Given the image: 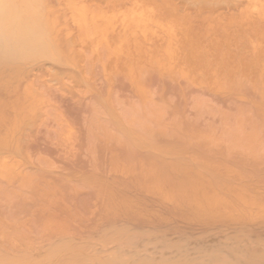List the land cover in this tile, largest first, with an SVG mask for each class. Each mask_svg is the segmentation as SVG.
<instances>
[{"label": "rangeland", "instance_id": "1", "mask_svg": "<svg viewBox=\"0 0 264 264\" xmlns=\"http://www.w3.org/2000/svg\"><path fill=\"white\" fill-rule=\"evenodd\" d=\"M52 2H54V0H52ZM194 4H196L197 7ZM68 5H69V11H68V15L66 18L67 19L66 26L63 28L61 27L59 29H55L52 32L50 31V34L48 33L49 34L48 36H46L45 33L42 32L41 30H39L37 35H38V38L42 41L40 43L41 45L36 46L35 49L32 50V52L30 51V52L25 53L20 61H12V62H18V63L11 64L10 62V64L4 65L3 70L4 69L5 70L3 71V73H1V76L3 75L5 76L3 77V79H1V76H0V160H1V157L2 159H4L5 158L4 156H7L4 159V162H1V165H0V168L3 167V169L0 171L1 172L0 175H3V176H0V193H1L0 207H2L1 211L2 209L3 211H5V212L2 211L3 214H0V228L3 227L4 229L3 231L2 230L0 231V235H3V234L5 235L6 233H4V231L7 232L8 229L7 230L5 229L10 228L9 226H11L12 228V225H7V224L9 223L14 224L9 221H6L8 215L10 216L8 217L9 219L13 218V220H10L12 222L18 219V222L14 225V229L13 228L12 229L15 231V228L19 229V227H21L22 225L21 227V229L23 228L22 231L25 230L24 234L22 232V234L25 235L23 238L26 239V236L28 235L27 236L28 237L27 239H29L28 241H30L31 239L32 242L31 241L30 242L33 244L32 245L30 243L33 247L30 249L28 248V251H26L27 253L25 254V256H27L30 253L32 256H36L35 258L38 259V257L40 258L43 254H45L44 256L47 258V261H45L46 260L45 258L44 259L42 258V259L46 263L49 260H52L53 264L60 261L61 260L60 257L66 256L65 254L66 250L69 251L73 249L74 250V251L72 250L73 252L81 254L79 252H81L83 247L84 248L86 247V249H83L84 251L82 250L83 253L87 255L90 252L93 258L96 257V259L94 258L96 260L95 261L96 264H99L98 262H101L102 259H105L107 255L108 256L112 255L109 258L115 259V256L120 254L121 256H119V258L116 256L117 258L115 259L119 261L121 257H124L126 254L129 253L128 252L129 250L130 251L134 250L133 253L130 252V254H128V255H131V254H134V252L139 248L143 250L142 251L137 250V252H135V255L137 254L140 257L144 255L145 253L150 254V256L152 257L151 258L149 257V258L152 260V262L153 261L156 262L157 258L160 259L161 257L159 258V256H163V257L168 256L167 259H170V257L174 258L176 255H178L176 251H178L179 253L181 251L180 248L181 249L183 248V246L181 247L180 244L182 242L183 243L186 242L184 238V235L186 234H187L186 237H188L187 239L190 238V240H187V242H189L190 244L187 243L188 245H186V248H188L187 246H190V245L195 248L193 249V251H191L192 247L190 249H185L188 252L186 251L187 252L186 253L182 251V255H185L186 253L189 257L191 255H192L191 257H193L195 255L194 254V251H195L196 254L199 255L198 256L199 258L197 257V255H196L197 258L196 257L194 259L190 258L194 261L198 259L200 260L201 259L200 255L202 257L204 253L211 252V251H206L207 250L206 249L205 252L203 253L206 247L207 248L210 247V249L212 248L214 249L217 247L218 250L224 247L226 249L225 251L229 252L228 251L229 249H227V248H230L228 246L229 243L227 244L228 247L226 246L227 248L225 246H222L223 244H221L222 239L226 238L225 236L232 237V238L234 236H237L239 241H236L237 240L236 239L235 242L236 243L239 242V244H241L242 240L246 242L250 240V242H247V243L243 242L244 245L250 243L249 245H247L249 246V248L246 249V251L249 250L250 248L252 250H255V249L257 250L264 243V206H263L264 205V171H262V169L264 168L263 167L264 165H262V167L260 166V168H262L261 170H259L260 168L258 170H253V169L251 170L250 168H252V165H250L249 164L250 161H248V163L245 162L246 164H248L247 166L245 163H243L246 167H242V169L243 168L246 169L248 167V169L250 170L244 169L243 171H241L242 169L240 170L236 166H233V168L236 167L237 169L234 168V170H232L233 171L232 174L231 172L225 174L223 170L220 171V169H222L224 166L227 165V159H224L225 155L223 154L225 153H222L221 155L220 152L224 151L228 146L231 147L232 144H235L236 142L235 146L234 145L232 146L233 151L230 150L228 147V149L232 153L229 155V152H228L226 156H231L233 154L235 155L236 153L234 151L236 150L234 149L238 148V145L239 147L243 148L242 151L245 149V153H246L247 150L249 152L248 148L253 147V143H250V142H254V141L257 143L260 142V144H258L256 148L255 146L253 147L255 148V151L251 149L253 150V152L251 151L249 152L250 156L252 154H255V155L257 154V156L259 154L261 155V153H263V150H264V132H263L264 131L263 130L264 129V118H263L264 116V0H68ZM226 7H230V8H226ZM58 19H59L58 15L53 17L54 21ZM169 103L171 105L173 104L174 106L170 107ZM157 105L158 107H156ZM212 105L214 107L216 106L217 109H215L216 107L215 108L212 107ZM160 106L161 107L166 106V107L164 109V107L160 108ZM167 106L169 107L167 108ZM238 106L241 107L243 110L244 109L245 110L242 111L240 109L241 111L240 110L238 111L237 109L239 108L235 109ZM210 108L214 110L210 111ZM221 110L222 112H220ZM248 116L251 118V122L252 120L254 121L257 118L258 121H255V123H258V124H255V123L250 124L249 123L250 120L247 121L246 119ZM259 117L263 119H259ZM174 121L177 122V125L175 124ZM254 124L255 126H258V128H256L258 129V132L255 131L256 129L253 127ZM179 125L182 129L179 127ZM100 126H103L102 127L103 133L100 130L101 129ZM191 127L193 130L195 129L196 132L190 130V132L192 131L191 134L190 132L189 134H187L188 132L186 133V131L188 129H191ZM250 127L253 130L255 129L254 130L255 132H253V130H250ZM260 128H262L263 130L262 132L260 131L261 130ZM146 129H148L149 131L151 129L157 130V131L155 132L156 134H154V132L151 133L152 135L154 134L153 136H151V134L150 136H148L152 130L148 132V130ZM145 131L148 133H146ZM91 132L94 135H92ZM90 134H91V137H90ZM100 134L103 135L105 138H103V136H101ZM89 138H92V139L89 140ZM93 138H95L94 140H97L96 143H98V145H96V148L99 147V145H101L100 143H102V141L105 143V144L103 143L105 147H102L103 145H101L99 148L101 147L102 148L100 150L99 148L96 150L95 146H93V144H95V141H92L93 147H91V140H93ZM247 141H249L250 145L252 144L251 147L250 145H248V147H245L246 145L243 146V144H241L242 142H244L245 144V142ZM128 142L131 144L129 145L131 146L132 150L129 149L130 146L128 145ZM196 142L198 143V145L200 144V142H201V145H203L204 143V145L201 148L207 145L205 146V148L209 147L211 150H214L213 153H215L216 151L215 156L213 153H211V155L209 154V157L207 158L212 159V161H213V158H218L219 160L214 159L215 160L214 164L211 163L212 164L211 165L210 162L208 164L210 166H215L216 168L220 167V169H218L217 172L213 171V173L216 172V174H219L220 176L224 175L222 178L225 177L224 179H228V180L223 179V181H228L229 185H225L226 183L222 184L223 182L221 183V181L218 183H214L215 175L214 176L210 175L211 177H214L212 178V180L211 178L208 179L209 177L206 178L207 175H209L210 173V171L208 173L209 167L204 168V170L206 169L205 172H207L205 174L203 173L204 170L201 169L202 173L199 170L200 175H203V177L202 176L199 177V174L194 175L195 172H198V171H195L196 165H194L192 169V172L194 171L193 173L194 176L191 175L192 166H190L189 164V167H190L189 169V167H187V165H184V164H188L187 162H190V160L192 164V162H194V160H196L197 158H198L197 159L198 161L200 160V157H201L200 153L202 154V150L199 153L198 151L200 150L198 149V147L200 148L201 145L199 146L197 145L198 147L196 148ZM237 142H239L241 145L238 144ZM178 143L179 144L183 143V144H181L180 146ZM184 143L186 144V146H188L187 143L189 144L195 143L193 146H195V148L198 151L191 144H190L191 150L187 148V150L189 151H186V146ZM226 143L227 145L228 144L229 145L226 146ZM230 143L232 144L230 145ZM261 143H263V145ZM110 144L112 146H110ZM174 144L176 147L173 146L174 148L172 149V145ZM126 145L129 146V148H127ZM182 145L185 146V148L182 147ZM259 146L261 148L263 147L261 150L262 151L261 153H259L260 150L258 151ZM179 147L182 148L181 150L183 152L179 150L180 149ZM223 148L225 149L223 150ZM39 149H43V152L48 151L46 152L47 157L44 156L45 153L40 154L39 160H37L36 158L38 157L37 155L39 153L36 154V152H42V150L38 151ZM228 149H226V151ZM178 150L181 153H183L182 161H185L186 163L184 162V164L182 163L181 165H184V166H179V164L176 162V161H179L181 157L176 161L169 162L170 160H174L177 157H179L181 153H179ZM96 151H98V153ZM160 151L162 152L167 151L166 153L164 152L166 155L164 153H160ZM191 151L193 152L190 153ZM239 151L241 153H244L241 151V149L238 150V152ZM93 152L96 153L95 155L93 154L95 157L92 155ZM151 152L152 154H154L153 157H150L151 155L148 156V154H151ZM157 153L163 154V156L162 155L161 156L165 160L162 159V161L160 162H161V165H162V162L165 163L164 165L166 166L164 165L162 166L167 167V168H164L158 164V161L161 160L162 157L159 156V160L156 159L158 157ZM207 153H209V149ZM249 153L247 156H249ZM90 154L92 155V157ZM193 154H196V155H193ZM110 155L111 157L113 156V158H111ZM125 155L126 156L128 155L126 160H131V161L134 160V164L129 163L131 161H129L128 162L129 164H128L127 161L123 159L125 158ZM204 155L202 156L204 157ZM194 156L196 157L199 156V157L196 158ZM219 156L224 157V158L222 157L221 158L226 160L225 161L226 165L224 166L222 165V162L224 163V160H222ZM192 157H194L195 159H193ZM203 157H201V159H203ZM235 157L239 158L240 156L238 155ZM235 157L233 156V158ZM253 157H254V160L253 159H249V160H252V162L257 161L255 160L257 157L256 156H253ZM48 158L52 159L53 160L52 163H54L53 165H50V166L57 167V169L48 168L47 171L50 170L49 172L45 170L49 174V177H51L50 178L51 181L54 178H56L58 175H60L59 173H61L62 169L64 172L63 165L67 167V165L70 166L71 164L75 163V165L70 166V167L74 166V168H71L72 171H74L73 169H78L79 174H82V175L85 174L83 178L77 176L80 178V179H77L78 184H80L79 186H81V188L79 189H82L83 186L86 185L88 188H90L89 193L91 192V190H92V193H94L93 191L97 192L96 189L99 188L98 186L99 184L96 186L97 188L93 187L92 189V187L89 186L88 184L89 183L88 181H90V179L87 181L86 180L87 177L85 178L86 174L91 176L90 171L87 172V169L90 168L88 167V165L91 163L90 169H94L91 171L94 174L92 175V177H90L92 181V182L90 181L91 185H94V186L96 185L95 182H93L92 178L99 179L97 181H101V182H102V179H104V181H106L105 186L107 184L110 185L109 187L104 186V188H102L103 187L102 183L98 182V183H101V186H102L100 187L101 190L99 189V191H102V189L104 191V193L99 192L102 194V195L100 194L101 195V198H99L100 200L102 199V196H104L107 192H111V194L109 193V195L112 198H109V199L115 200L116 196L114 198V195L118 196V192L119 194L122 193L120 192L121 190H123L126 193L128 192L129 194L131 190L133 189L132 193L136 192V194H138V197L139 198L141 197V199L139 200L143 199L144 202H146L145 200H147V198H149V196L152 195L153 191H154L153 193L154 195L156 191H160L161 193V190H163V188L161 187L170 181L172 182L170 183V185L173 184V182L174 184L175 183L177 184L179 182L178 183L179 185L180 184L184 185L185 183L186 185L185 187L190 185V187H187V189L191 188V190L189 189L184 190L185 187L182 186L184 187V188H181V190L183 189L185 192L184 196H186V194L190 196L189 194L190 191L195 189L193 190V192H191L192 197L198 196L199 195L198 193H200V196H202L201 193L203 194L205 193L206 196L204 197H208V198H205V200H207V203L209 202V200L212 199L213 201L216 198L218 202H219V198L223 199L225 202L221 203L223 205H217L219 209L217 208L213 212L209 210V208L213 210L215 209V208L210 207L211 205H209V208H207V210L209 211H207L206 208H204L205 211L202 210L204 211L203 212L204 215L202 214L201 211H199V209L201 208L199 209L196 208V213H198L199 211L201 213V214L199 213V215L203 216L201 219L200 216L197 215L199 216V219H201V221L199 220L197 221L196 218H192L191 214H187V212L190 211L191 209L188 210L187 209L188 206L186 208L184 206L185 204H183V208H185V210L186 209L188 210L186 211V214L184 213L185 211L183 212L184 209L182 208V205H179V208L181 206L180 209L181 210L183 209L182 211L178 209L177 211L173 210L172 212L169 208L171 204L168 203L170 205L169 207L165 206L168 204H163V203L161 204V201L163 202L164 200L162 196L163 197L165 196L164 195L165 189L162 192V194L163 193L164 194L160 196V198L157 197L160 195L159 193H156L155 197L154 195L150 196L152 198H149L148 200L149 203L148 201H147L148 204L145 203V205L147 206L145 205L143 206L144 203L139 204L140 206L136 204L140 208L144 207L143 209H145L146 207L149 208L146 210L147 212L148 210L150 211V209L152 208L151 206H154V205L155 207H157L161 204L163 207L164 206L166 207V208H161L162 206H159L160 209L159 207L152 208L153 209L152 212H154L153 213L154 216H156V214L160 212V211H154L156 209L158 210L165 209V211L170 210L174 215L176 214L175 216L173 215L174 220L177 218V215H179L181 212L184 213L183 215H189V217L188 216L184 217L181 213L178 217H181V219L184 218L183 220L185 222L183 220H180V218L179 219L177 218L175 221L176 223H178L177 224L178 226H176V224H173L174 226H176L175 228L173 227V230L175 229L174 231L181 229L183 233L186 232L185 234L181 235L179 234L180 232L178 231L179 233L172 232L175 235L177 234V236H175L174 234L170 235L171 231L168 230L169 235H170L169 237L171 239H172V236L173 238L174 236L176 237L175 240L172 239L173 241L172 240L170 241V244L171 243L173 244V242H176L178 236L179 238L181 237L179 239L180 240L179 242H181L184 238V241H182L181 243L178 242L179 243L178 245L180 246V248H175L176 251L174 252L175 250L174 249L172 251L173 254L171 252V248L173 249L174 247H176V245L175 246L171 245V247H168L170 246L169 240L164 239V242H163L157 238L156 241H154L155 240L154 235H150L149 236L150 238L148 236H145L144 238V235H143L142 239H138L136 236L135 237L136 240L135 239L132 240L133 237L129 238V236H126V237L123 236L124 232L127 229L130 231H135V232L140 230L143 233L146 232L147 234V231L144 232L143 229H145L147 226H148L147 229H150V226L147 224L149 223V219L150 221L153 222L151 225H153L154 223L157 226L159 224L162 225V223L163 225L167 224V222H164L165 220L159 221L160 223H158V221L154 219V216H152L153 214L151 216L153 217L155 221L151 220L152 217H147L146 214L150 216L151 211L149 213L146 212V214L144 213L145 215H143L142 217L136 214L134 215V217H137L140 221H142V219H145L144 223L147 225L144 228H143V226H145L144 223L142 224V226H135L134 224H136V222L132 223L134 222L133 221L134 219L129 220L133 216V215L131 216L132 213L131 214L128 213L129 216H131L128 219L125 218L124 214L122 213L124 218H122V216L120 217L122 218V221H125V222H121V220H119L120 218H118L120 223H117L116 225L120 224V226H123L125 223L129 225V228L126 227L127 225L125 226L126 228L124 227L125 231L123 230V233L122 231H120L123 234L122 235L123 239L116 238L117 235L118 237H120V234H121L117 232L118 234L114 236V238L116 239L112 238V240L110 239L111 241H109V239L105 237V240H104L105 244H103L104 241L103 240L101 241V239H104L103 237L104 235L110 236L111 233H108L107 231L110 232L111 231L110 229L113 226L111 224H110L111 226L108 225V227L110 228L109 229L107 226H105L104 222H103L104 224L102 223L100 218L102 217L101 214L103 213L104 214L103 217L107 218L108 216L107 220L109 218H113V221L115 219V223H116L117 221L116 216L114 218V215H112V213L105 215V212L106 213L111 212L112 206L109 207L108 206L109 203L108 204L105 203L104 205L107 204L106 206H108L110 209H108V207L107 209H104L106 206L105 207L104 205L101 206L99 204H102V203H99L98 204L99 208H97L98 207L97 202H99V199L96 198L98 199L97 201L95 199V196L100 197L96 195L99 193H96L94 196L92 195V193L88 194L89 200L87 198L83 199V197H85V193L83 194L84 196L81 195L82 200L81 198H78L76 196L78 198L76 203H78L81 200L78 205H82V203L85 204L82 201L87 199V202L91 203L89 205H92L94 207L92 208V206H90L93 209V211H96L98 209V211H96V214H100L101 212L100 213H97V212L102 211L101 207H104L102 208L103 211L100 214L101 216L99 217L97 215L98 221H100L104 225V226L103 225L101 226L99 225L100 222L96 223L98 222L96 220L97 216L95 213H93L92 210L89 209L91 216L87 212L88 208L87 209L85 208L87 211L84 212L85 211L84 207L86 206L80 208L81 210H83V213L82 211H79L78 213L75 212L76 211L75 208L79 206L76 207L77 204H75L74 206V203H75L74 201L76 199L74 195H73L75 197V198L73 197L74 201H71L73 203H70V202L67 203L65 201L66 199L70 200L69 196L70 197L72 196L68 195L66 198L67 193L65 192L66 195L65 193H62L63 191L61 189L62 187L61 188L58 187L59 185L58 183L60 182L59 181L60 176L63 174H61L58 178L57 189L54 188L56 186L55 183L57 180H54L53 182H51L50 179L48 180L46 179L47 181L40 180V182L38 183L37 182L33 183V181L31 180L38 181L40 177L46 178L45 177L46 175L44 174L46 173L44 171V168H46L47 165L50 164L48 163L49 161ZM247 158H250V157H247ZM6 159L7 160L11 159L12 161L14 160V163L12 164L14 166L15 165L17 166H15L16 168L13 166L12 167L14 168L16 173L18 170H22V171L20 173L18 172L17 174L15 173V171L14 172L12 171L11 173L13 175L10 174V171L6 170L5 167L7 166L8 169L12 167H10V165L9 166L2 165L4 163L6 164V162L7 164H9L8 161H11V160L7 161ZM122 159L123 161H121ZM220 159L222 160V162H220L221 161ZM263 159L261 160L259 158L258 163L259 161L260 163L264 162ZM94 160H96L97 162L96 161H95L96 163L93 162ZM115 160L118 161L117 164L115 163L116 162ZM197 160L195 162H197ZM54 161H57V162H54ZM124 161H126L127 165ZM217 161L220 162V165H219V162ZM232 161L234 162L235 160L233 159ZM63 162L67 165H65ZM112 162H114L116 165L114 164L112 165ZM167 162H168V165L166 164ZM202 162H206V161H202ZM240 162L239 164L238 163H234V164L232 163V164L233 165L238 164L237 166L241 167L242 165L240 164L242 162L241 163ZM118 163L122 165H118ZM230 163L229 165H232ZM258 163L255 164L253 162V164L255 165H257ZM98 164H100V166ZM199 165L198 167L201 168L202 164L199 163ZM203 165L208 166L207 163ZM255 165L253 166L254 168L259 167V165L258 167H256ZM126 166H127V169H126ZM128 166L130 168H128ZM185 166H186V169H188V172L186 170H185L186 172L182 171L183 167ZM221 166L223 167L221 168ZM84 167L87 168L86 173H85V170L83 169ZM168 167L170 168V173H169ZM215 167L213 170H216ZM107 168L109 170H107ZM68 169L66 168L65 171L69 172L67 171ZM122 169L123 170L125 169L124 172L122 171ZM38 170H40V172ZM42 170L44 173L41 172ZM78 170H75V173L78 172ZM127 170H129V172ZM196 170H197V167H196ZM235 170H238V171L236 172ZM24 171H27V173L28 171H30L31 173L38 171L39 173L37 174L41 173L42 176L37 175V174L34 175V173L28 175L29 173L26 174V172ZM93 171H95V173ZM96 171H98L97 173L100 174L99 176L102 177V179L96 176L98 175L96 174ZM108 171H111V173L110 172L108 173ZM142 171H145L146 173ZM3 172L6 174L5 175L2 174ZM66 172L64 173L66 174ZM125 172L126 174H123ZM166 172L167 174H165ZM220 172L222 174H220ZM225 172H227V170H225ZM234 172L235 174H233ZM21 173L24 174V177ZM130 173L132 177L129 175ZM135 173H138L136 178L134 177L136 175ZM139 173L140 175L142 174V177L144 179L139 178L140 177L138 176ZM7 174L8 176H12L10 177V180L8 176H6ZM19 174L22 176H20ZM73 174L71 172L70 175L74 176L75 174L74 175ZM117 174L118 176L116 177H118V179H115L116 177L113 178V175L115 176ZM133 174L135 175L133 176ZM164 174L166 175V177L163 176L164 178H166L165 180H163L162 177H161L162 178L161 180L157 179L158 177L160 178V176ZM230 174L233 176H230ZM119 175H120V178H119ZM126 175H128L127 180L129 182L131 180H134L132 179L133 177L135 178V180H139V179L141 180L139 181L134 180V182L131 181L132 182L131 184L130 183L127 184L128 186L129 185L131 186L127 187L126 185L127 181L123 180V177L124 176L126 177ZM75 176L73 178H75ZM144 176H147V177L145 178ZM167 176L169 177L167 178ZM258 176H262V178L259 179L260 177L258 178ZM15 177H18V178H15ZM21 177L25 179H22ZM30 177L31 178L33 177L35 179L30 180L29 179ZM137 177L139 179H137ZM26 178L29 180H27L28 182L25 181L26 182L25 183L24 180H26ZM111 178H113L112 180L113 181L115 180V181L113 182L112 180H110ZM219 178L221 177L218 176L217 180ZM69 179L67 178L66 180L64 179L62 180L65 183V181ZM72 180L70 181L73 182ZM79 180L81 181L83 180L82 181L83 183H81V181L79 182ZM84 180L86 181L84 182ZM154 180H157V181L160 180V181L157 182ZM19 181L21 182L23 181L24 183V184L21 183V187L17 186L20 183ZM41 181L45 182L44 184L46 185V187L48 186V183L50 186L51 184L54 183L52 188H54L55 191H52L54 189H51L49 187L47 188L48 190L52 191L53 194L51 192L49 193L48 190H45L43 188L45 185L43 184V182L41 183ZM109 181L113 183V184L111 183L113 185L112 187ZM71 182H68V183H70L71 185ZM117 182L123 183L124 186L123 184H122V187L121 185L120 187L117 186L118 192L117 194L113 195L114 192L112 191L113 190L112 188H116L114 186ZM155 182H157L156 183L157 185L160 183L159 185L160 186L162 185V186L161 187L158 186L156 188L157 185L155 184ZM162 182L164 183L161 184ZM74 183L75 181L72 184ZM76 183L75 185L77 186L78 184ZM139 184L140 186L143 185L144 187L142 186V189H141ZM154 184L156 185L155 188H154ZM178 184L176 187L179 186ZM34 185L35 186L37 185V186L35 187ZM39 185L41 186L43 185L42 192H39L41 193V195L43 194V197L42 196L39 197L38 196L39 194L36 195L35 191L32 193L33 187L37 188ZM67 186L69 185L66 184V187L64 186L63 188H66V190L71 189V187L67 188ZM167 186L165 185L164 188H167ZM174 187L172 188V190L177 189L176 187L175 188ZM88 188H85V189L88 190ZM138 188H140L141 190ZM147 188L148 189L150 188V189L148 190ZM169 188H171V186L168 187V190ZM12 189L13 190L16 189L15 191L17 193H20V196L16 197L19 194L16 195V193L13 194V192L11 194L8 193ZM29 189H32V190L30 191ZM38 189L39 187L36 190L38 191ZM59 189H61L62 191L61 190L59 191ZM181 190L180 191L178 190V191L182 193ZM56 191L61 192V193H58L57 195L55 194L54 196V192ZM75 191H78V190H75ZM116 191L117 190L115 189V193ZM187 191H189V193H187ZM71 192L73 193V191ZM168 192H170V190ZM170 193L173 194L175 192L172 191ZM26 194L31 195V197L35 199V201L37 202L40 201L41 203H43L42 205L45 206L44 208L40 209L42 206L40 204V207H37L40 210L37 208H34L31 210V211L33 210L35 211L37 209L38 212L39 211L41 212V210H43L42 212L43 217L41 216L43 218V222L41 221L42 219L39 218L42 213L39 212L40 215L39 213L37 214V210L35 213L39 216L35 217L33 216L35 215L34 212H31L32 215L30 214V212L29 214L25 213L27 211H30L29 209H27V206H26L27 210H23V209L21 210L20 208H15L16 210L13 209L14 202L15 204H18V206L20 205L19 207H22V206L25 207V205H28L27 203L25 204V202L27 201L32 203L31 200L33 199L28 198ZM50 194H52L51 198L53 200L49 198ZM61 194L65 196L63 197ZM80 194H82V192ZM80 194L78 193L79 197H80ZM134 194L132 195L134 196ZM136 194L134 197L131 195L130 196L133 198H136ZM168 194L169 193H167L166 195ZM183 194L184 193H182V195ZM7 195H9V198L13 196L11 200H9L13 202V204H10L11 202L5 199V198H8ZM21 195L26 196L28 198L27 201H23L25 199H21ZM47 195H48V199H47ZM106 195L104 196V198L106 197ZM120 195L124 196L123 193ZM121 196L120 197L118 196L119 199H122ZM191 196L190 197L187 196V197L191 198ZM142 197H145V198H142ZM173 197L170 200H174ZM18 198H20L19 201H17ZM60 198H62L60 200L61 202L64 200L61 204L62 206L64 204H67L63 206L64 209H67L66 211L63 209V207H61L60 201L56 202ZM104 198L102 200L103 202L105 200ZM154 198H158L156 199L158 201L155 202L156 204L158 203V205L152 202L155 200ZM182 198L184 197L182 196ZM188 198L185 197L184 200L187 199V201H183V202L185 203L188 202V200H190ZM198 198L200 197L198 196ZM243 198L245 201L244 203L242 202ZM251 198H253L254 201L247 202L249 200L250 201L253 200ZM109 199H107L106 197L105 202H108ZM129 200L130 199L128 198V201ZM139 200L135 201V203L143 202V201L139 202ZM181 200L180 202H182ZM198 200H201V199H198ZM205 200H202V201H205ZM190 201L188 203L192 202ZM231 201L234 203L232 206L230 205ZM118 202L119 201H115L114 203L115 204L122 203V202L121 203H118ZM151 202L153 203V205L151 204ZM177 202L178 201L175 202L176 205H178ZM215 202L216 201H214V203ZM170 203H173V201H171ZM194 203L192 204V206L197 204V202L195 204ZM55 204H58V205H55ZM71 204L73 205L71 206ZM110 204L112 205V202H110ZM201 204L204 205L202 207L208 206L203 203ZM201 204L199 205V207L201 206ZM9 205H13L12 211H9L11 210V207ZM116 205H113L112 208H115ZM122 205H124V203ZM122 205H119V206L123 208L124 206ZM136 205H134V207ZM149 205L151 208L149 207ZM186 205L191 206L190 204H186ZM70 206L74 208H72V210L68 209V208H71ZM15 207L17 206L15 205ZM29 207L31 206H28V208ZM167 207L169 209H167ZM173 207L171 209H173ZM49 208H53V209L49 210ZM135 208H138V207H135ZM58 209L59 210L61 209V211L63 212L61 211L58 212L59 211ZM13 210L16 212L13 213L14 212ZM179 210L181 212H179ZM217 210H219L220 214L226 211V213L228 212L227 214L229 216L225 214V218H222L224 217V215H221V218L216 217L217 214L215 212H217ZM91 211L93 214L91 213ZM117 211H119V209ZM165 211H163V213H165ZM193 211H195V209ZM206 211L208 213L209 212L213 213V215L216 217L215 221L211 218H208L209 216L208 217L205 216ZM229 211L230 212L232 211V212L229 214ZM6 212L8 214L7 216L6 214H4ZM46 212H49V213H46ZM50 212L51 213L54 212L53 214H51L52 217L49 215ZM67 212H69L68 215L70 214V216L67 215ZM80 212L81 214H79ZM116 212L115 214L117 215V213L119 212L117 213ZM124 212L126 213L125 208H124ZM171 212H170V215H172ZM175 212H179V213H175ZM219 212L217 213L219 214ZM44 213H46V215ZM59 213H61V215ZM71 213L72 214L75 213V214L71 215ZM163 213L162 215H164ZM12 214L16 216L11 218V216H13ZM57 214H59V217H60L59 219H61V221L64 216L66 218L68 216L70 217V219L72 218V220L75 219V217L76 219L79 217L78 220H80V218H83V217H84V220L86 218L87 219L86 221H83V220H82L83 222L81 221L83 225L82 223H80V221H77V220H74V221L70 220L74 225H72L71 223L67 225L65 223L70 222L68 218V221L67 219L66 220L64 219L65 222H64V225H62L63 223H61V221L59 222L58 221L59 219H56ZM55 215L56 217H54ZM88 215L92 218H90ZM109 215H112V217L111 216L109 217ZM31 216L34 217L35 219L39 218L40 219L39 222L40 221L42 222V223L40 222L42 224L41 226L42 228L41 227L39 228L41 224L37 223L38 222L37 220H36L37 222L35 221L37 223L36 224L37 226H35V228L39 229L38 234L36 233L37 234L36 238L38 239H35V241L34 239H32V237L35 238V236H32V235H33V232L37 231V229L36 231H33V227H34L33 222L35 219L34 218L32 219ZM46 216H48L47 220H49V218L51 217L53 221L50 220L48 222L47 220H44L45 219L44 217ZM167 216L168 215L166 216L164 215V217H166L165 218L166 220L168 219L170 221H174V220H171V216L170 217L168 216L169 218ZM210 217L213 218L212 215ZM190 218H192L193 220H189ZM93 219L95 222L92 221ZM101 219L104 220L105 218L104 219L101 218ZM4 220L7 223H4L3 222ZM127 220H129V222ZM44 221L45 222L47 221L48 223H52L55 221H56L55 223L59 222L60 224L58 223L56 225L62 226L60 228L61 230L62 228L65 229L66 225H67V230H70L69 231L70 233L67 230L66 231L68 235L67 237L70 240V243H72V245L66 246V248L69 247L67 249L65 248L66 250L58 251L57 253L59 255L58 258H56L54 255L56 253L54 254L47 253L50 250L48 248L50 246H53L54 248H56L58 247L60 243L61 245L65 247V245H69V242L68 244L67 243L62 244V242L66 238V236L64 238L63 237L64 235H63L62 236L63 240L59 242V244H56L55 241L58 242V240L62 238L61 235H59L60 239H58L59 236L57 234H60V233L56 231L55 232L57 234L54 233L55 235L52 236L53 235L52 232L54 230H57V229H54L56 225L54 226V225L48 224V226L50 227L47 230V229H44L45 228L44 227L45 225H43L45 224ZM113 221H110V222L113 223ZM140 221H138L137 224ZM170 221L168 222V224H170ZM77 223H80L84 228L80 226V224H77ZM90 223L91 224L96 223L100 227L97 228L98 230L96 231L95 227H92V229L89 228V226L91 225ZM5 224L7 225V227ZM17 224H20V225L17 227ZM96 224H93V225L97 226ZM155 224L152 227H154ZM78 225L82 229H80ZM160 225L158 227H160L159 229L161 231H157L155 229L154 230L155 233L156 232L162 233L163 231L167 230L170 227L169 225L168 226H165V225L160 226ZM75 226H77V228H75ZM86 226L88 228H86ZM114 227L116 226L114 225ZM117 227H119V225ZM52 229L53 231L51 232ZM75 229H77V231L79 230V233L82 232V230L84 232H87V230L89 231V229H91L89 231L90 233L88 232V234L90 235L92 233L94 234H92L91 235L92 237H89V238L88 236L86 237L87 234L84 235L88 239V243H84L85 237L83 236L81 237V235L77 231L76 232L74 231ZM99 229L101 230V233L99 232L100 231ZM103 229L107 230L106 232L108 234H105L106 232L105 233L103 232L104 233L103 234L102 233ZM43 230L44 231L47 230L51 232L52 234L46 233L44 235V233L42 232L43 234V237H42L41 231ZM168 231L167 233L164 232L165 234H167L166 236H168ZM8 232H11L10 229L8 230ZM19 232H16L15 234ZM151 232H152L151 234L154 233L153 231ZM13 233L10 234L13 237L8 235L9 238L7 237V234L5 236H0L2 237L0 238V254L5 253L2 251L5 248V246L3 248V245L8 246V244H3V243H6L8 241L10 243L13 240H9V239L15 238L16 236H17L16 238L17 240H18V236L21 239L22 237V236L20 237L21 234L14 236ZM76 233H78L79 235H77ZM129 233L133 234L132 232H129ZM61 234H64V233L61 232ZM99 234L103 235V236L101 235L102 238L100 239H99L100 236H98ZM148 234H150V232H148ZM46 235H47V240L45 237ZM48 235L49 237L50 235L52 236L51 239L49 240H48ZM151 236H153L152 239L154 238L153 241L151 239ZM198 236H200V241H197ZM202 236H204L206 239ZM4 237L8 238V240L6 241ZM53 237L55 239L54 241L52 239ZM56 237H57V240H56ZM195 237L197 240L194 243ZM126 238L131 239L132 242L131 240L127 242L128 240ZM202 238L206 240L204 241L203 244L201 243L203 242ZM215 238L218 241L219 240L221 241L218 242L216 241ZM240 238L242 239L241 241H240ZM255 238L258 239V241L260 240L263 243L261 245L259 243L258 245V243L255 241L256 240ZM1 239H4L6 242L5 241L2 242ZM20 239L19 241L22 240ZM106 239L108 240V243L106 242ZM227 239L228 238L224 239V241H226L225 243H227V241L232 242L231 238H229L228 240ZM99 240H100V243H99ZM121 240H124L126 243L122 245L121 243H119V241L123 243V241ZM22 241H24V239ZM28 241L26 242L24 241V242L28 243ZM67 241L68 240L66 238L65 242ZM90 241L92 243H90ZM133 241H137L135 242L136 243L135 246H134L135 243H133ZM253 241H255L257 244L254 243ZM24 242L23 243L18 242V245H20V247L22 246L23 248L25 244ZM117 242L120 244L122 248H120ZM152 242H154V244ZM166 242H168V244H166ZM196 242L197 243L200 242V244L204 245L205 247L200 248L202 245L198 246ZM79 243H81L82 245H80ZM128 243L131 247L133 245L134 248H136V250L128 246L130 249L129 250L127 249L128 250L127 252H124L125 250L122 251V249H124L123 247H127ZM183 243L182 245H184ZM215 243L220 244L222 247L219 245L220 246V249H219V246L217 244H216L217 246L216 245L214 246ZM74 244L77 245L76 248H71V247H74L73 246ZM84 244H87V245L85 246ZM137 244L138 246H141V247H137ZM232 244L234 243L232 242ZM251 244L252 245L256 244L259 247L257 246L258 248H255V246L254 245L252 246ZM18 245L16 247H18ZM78 245L79 247L81 246L83 247L79 249L77 248ZM154 245H156L155 248H154ZM157 245L159 247H157ZM209 245H212L214 247L209 246ZM87 246H89L90 248H88ZM16 247L13 249L12 247H10L12 250H9L10 248L7 247L8 249L4 250L7 253L8 252L10 253V254L9 253L5 254L7 258L9 257L8 255H10L12 256L10 257V259H12L14 255H17L18 253L20 255L22 254L23 251H25L24 248L22 249L18 247L19 249L18 248L16 249ZM167 247L170 248V250H168ZM164 248L166 249L162 250ZM184 248L182 250H184ZM237 248L240 249L241 246L239 247L237 245H234V248H231V251H233L231 253H234V251ZM244 248H247V247L243 246L242 250H244ZM263 248L264 246L262 248H259L256 251V253L258 251L259 252L257 253V255H255V258L252 256L250 257L256 259L257 258L256 256H259V254H262V257H263L264 256ZM45 249H47V252ZM75 249H77V251H75ZM85 250L89 252L86 251L87 252L86 253ZM252 250H250L251 252L250 251L248 252H250L251 254L254 252ZM12 251L14 252L12 253ZM197 251L200 252V254H198ZM225 251L221 250L217 252L224 253ZM238 251L240 252V250ZM238 251H236L235 253H237ZM213 252L211 255H213ZM248 252L244 253V255H242V252H240L239 257L240 255L245 256V254H248ZM188 253H193L194 255L193 254L189 255ZM57 254L56 256H58ZM146 254L145 256L148 258ZM228 254L229 253H227V257L232 258L234 260L233 254L231 255V257H230V254L229 255ZM84 255L81 254L80 256L82 257ZM91 255H89L88 257H92ZM113 255H115L114 258H113ZM135 255H133V257ZM218 255H215V259L213 260L212 259L213 257L209 256V253H208V255L206 256H208L209 258L206 257L205 260L208 259L207 261L208 264H211L213 262L215 264L216 261L217 263H219L218 262L219 260H216L217 259L216 256L218 257ZM23 256L24 255H22L20 258L22 259ZM188 256L185 255L184 258L189 259ZM179 257L183 259V256L180 255ZM203 257H205V254L203 255ZM210 257L213 260V262L211 260L209 261ZM262 257L261 259H258V260L252 259V261L250 262L248 259H251V258L246 259V257L245 258L243 257L246 260L242 258L244 261L243 263L241 262V264H244V262H246L245 264H264V257L263 258ZM32 258L31 260H28L27 258L29 263L30 261L34 262L35 260L36 262H38L37 259H35L34 257ZM53 258L55 259V261L56 259L58 260L56 262H53ZM127 258L125 262L129 260L130 258H132V256L131 257L129 256L128 259ZM85 259H86L85 262L88 264L87 262L88 260L86 256H85ZM92 259L91 261H93ZM97 259H100V261H97ZM134 259L136 260L137 258H132L133 261L132 260H129V261L134 262L135 261ZM141 259H145L144 256ZM232 259L231 261H233ZM222 260L223 258L220 261ZM226 260L224 261L226 262ZM20 261L22 262L23 260H20ZM42 261H41V264H44L42 263ZM122 261L123 260L120 259V262ZM147 261L150 262L149 260ZM201 261L203 262V260ZM228 261L226 262V264L228 263ZM237 261L240 262V260H237ZM9 262L11 261L9 260ZM24 262H27V261L24 260ZM14 263H19V262L15 261L14 259ZM52 263L49 261V263L47 264H52ZM104 264H107V263L105 262ZM228 264H230V262Z\"/></svg>", "mask_w": 264, "mask_h": 264}, {"label": "bare ground", "instance_id": "2", "mask_svg": "<svg viewBox=\"0 0 264 264\" xmlns=\"http://www.w3.org/2000/svg\"><path fill=\"white\" fill-rule=\"evenodd\" d=\"M194 5H196V4H194ZM196 7H197V5H196ZM196 7H195V8H196ZM198 8H199V7H198ZM226 8H230V7H226ZM197 10H198V9H197ZM68 11H69L68 0H54V2H52V0H0V76H1V73H3V71L5 70V69L3 70L4 65L10 64V62H11V64H13V63H18V62H12V61H20L21 58L23 57V55H24L25 53L30 52V51L32 52V50H34L36 46L41 45L40 43H41L42 41L38 38V35H37V33H38L39 30H41L42 32L45 33L46 36H48V35L50 34V31L52 32V31L55 30V29H59V28H61V27H62V28L65 27L66 24H67V22H66L67 19H66V18H67V15H68ZM57 15H58L59 19L56 20V21H54V20H53V17H54V16H57ZM48 33H49V34H48ZM47 38H48V37H47ZM4 73H5V72H4ZM2 75H3V74H2ZM4 76H5V75L1 76V79H3ZM161 96H162V95H161ZM163 105H164V104H163ZM169 105H170V107H173V106H174L173 104L171 105L170 103H169ZM156 107H158V105H157ZM162 107H164V106H162ZM162 107L160 106V108H162ZM165 107H166V106H165ZM165 107H164V109H165ZM168 107H169V106H167V108H168ZM209 107H210V106H209ZM212 107H214V106L212 105ZM212 107H211V108H212ZM215 107H216V106H215ZM215 107H214V108H215ZM211 108H210V111H211V110L213 111L214 109H211ZM237 108H239V109H237ZM215 109H217V107H216ZM219 109H220V108H219ZM235 109H237L238 111H239L240 109H241L242 111L245 110V109L243 110V109H242L241 107H239V106L236 107ZM156 110H158V109H156ZM241 110H240V111H241ZM216 111H218V110H216ZM58 112H59V111H58ZM156 112H157V111H156ZM220 112H222V110H221ZM61 113H62V112H61ZM223 113H225V112H223ZM262 113H263V112H262ZM263 118H264V116H263ZM263 118L259 117V119H263ZM246 119H247V121L250 120V121H249L250 124L255 123V121H258V119L256 118L254 121L252 120V122H251V118H250L249 116H248ZM174 122H175V124L177 125V122H176V121H174ZM180 123H181V122H180ZM259 123H260V122H259ZM261 123H262V121H261ZM261 123H260V124H261ZM255 124H258V123H255ZM255 124L253 125V127L256 129V128H258V126H255ZM250 126H252V125H250ZM102 127H103V126H100V128H101V129H100L101 132L103 131V130H102ZM179 127H180V125H179ZM180 128H181V127H180ZM181 129H182V128H181ZM181 129H180V130H181ZM222 129H223V128H222ZM227 129H228V128H227ZM244 129H245V128H244ZM246 129H247V128H246ZM255 129H254V130H255ZM260 129H261V130H260L261 132L264 130V129L262 130V128H260ZM146 130H148V129H146ZM151 130H152V131H151ZM151 130H150L151 132L148 130V132H150L148 136H150V134L153 133V132H154V134H156L155 132H156L157 130H153V129H151ZM188 130H189V131H188ZM188 130L186 131V133L188 132L187 134H189L190 130L196 132V130H195V129L193 130L192 127H191V129H188ZM223 130H224V129H223ZM250 130H253V129L250 127ZM254 130H253V132H255V131L258 132V129H256L255 131H254ZM143 131H144V130H143ZM159 131H160V130H159ZM192 131H191V132H192ZM101 132H100V133H101ZM145 132H146V131H145ZM148 132H146V133H148ZM191 132H190V134H191ZM263 132H264V131H263ZM98 133H99V132H98ZM102 133H103V132H102ZM146 133H145V134H146ZM91 134L94 135L92 132H91ZM91 134H90V137H91ZM154 134H153V135H154ZM100 135H101V134H100ZM153 135L151 134V136H153ZM88 136H89V135H88ZM101 136H103V135H101ZM87 138H88V137H87ZM95 138H96V137H95ZM95 138H93V140H91V147L95 146V148H96V145H98V143H96L97 140H94ZM103 138H105V137L103 136ZM90 139H92V138H89V140H90ZM92 141H95V144H93V146H92V143H93ZM101 141H102V140H101ZM249 141H250V140H249ZM249 141L245 142V144H244V142H242L241 144H243V146L246 145L245 147H248V145H250V144H249ZM153 142H154V141H153ZM153 142H152V143H153ZM254 142H255V141H254ZM254 142H250V143H253V147L255 146V148H256V147L258 146V144H260V142H259V143L255 142L256 145H255ZM103 143H104V142L102 141V143H100V144L103 145ZM237 143L240 144L239 142H237ZM246 143H248V144H246ZM104 144H105V143H104ZM129 144H130V143L128 142V145H129ZM175 144H176V143H175ZM175 144L172 145V149H173L174 147H176ZM178 144H179V143H178ZM178 144H177V145H178ZM181 144H183V143H181ZM181 144H179V145L181 146ZM184 144H185V143H184ZM187 144H188L189 147L186 146V144H185V146H186V151H189V150H191V147H190V146H191V145L193 146L195 143H193V144L190 143L191 145H190L189 143H187ZM205 144H206V143H205ZM231 144H232V143H230V145H231ZM235 144H236V142H235ZM235 144H232V146H233V145L235 146ZM238 144H237V145H238ZM241 144H240V145H241ZM261 144L263 145V143H261ZM101 145H99V147H100ZM130 145H131V144H130ZM130 145H129V146H130ZM179 145H178V146H179ZM197 145H198V143L196 142V148H197L199 145H201V142H200V144H199L198 146H197ZM203 145H204V143H203ZM203 145H201L200 148H201ZM228 145H229V144H228ZM228 145H227V143H226V146H228ZM262 145H260V146H262ZM110 146H112V145L110 144ZM126 146H127V145H126ZM129 146H127V148H129ZM169 146H170V145H169ZM173 146H174V147H173ZM178 146H177V147H178ZM185 146L182 145V147H184V148H185ZM205 146H207V145H205ZM205 146L203 147L204 149H203V148L200 149V148L198 147V149H199L200 151H198V150L195 148V146H193V147H194L199 153H200L201 150H202V154L200 153L201 157H203L202 155H204L205 152H206V154L204 155L203 159H201V157H200V160H199L200 162L197 160V159H198L197 157L200 156V155H199V156H197V157L194 156V157L197 158V159H196L197 162H195L196 160H194V162H192V164H191V160H190V162H187L188 164H184L185 161H182V160H183V158H182V156H183L182 154H183V153H181V152H183V151L181 150V149H182L181 147H179V148H180L179 150H180L181 152L178 150V152L181 153L180 155H179V153H178L179 157H177V158L174 159V160H170L169 162L176 161V160H178V159L181 157V158H180L181 162H180V160H179V161H176V162L179 164V166L187 165V167H189V164H190V166H192V167H191V175L194 176V175H198V174H199V177H201V176L203 177V175H200L199 172L201 171V173H202V170H204V168H208V167H209V169H208V173H209V171H210V173H209V175L206 174V175H207L206 178L209 177L208 179L211 178V180H212V178L215 177L216 180L214 179V181H215L214 183H218V182L221 181V183L223 182L222 184H225V183H226L225 185H229V184H228V181H223V179H224L225 177H224V178H222V177H223L224 175H223V176H222V175L220 176L219 174H216L217 170L220 169V167H217V168H216L215 166H210V165L208 164L209 162H210V164H211V163L214 164L215 160H217L218 158H213V161H212V159H208L207 157H209V154L211 155V153H213L214 150H211L209 147H208V148H207V147L205 148ZM232 146H231V147L228 146L230 150L233 149ZM243 146H242V147H243ZM251 146H252V144L250 145V147H251ZM260 146H259V147H260ZM99 147H97L96 150H97ZM102 147H105V146L103 145ZM102 147H101V148H102ZM228 147H227L226 149H228ZM245 147H244V148H245ZM253 147H252V148H248V149H249V152H250V151L253 152V150L255 151V148H253ZM259 147H258V151L260 150L259 153H261V152H262L261 150H262L263 147H262V148L260 147V149H259ZM101 148H99V150H100ZM169 148H170V147H169ZM187 148H189V150H187ZM111 149H112V148H111ZM129 149H131V146H130ZM177 149H178V148H177ZM177 149H175V150H177ZM205 149H206V150H205ZM208 149H209V153H207ZM224 149H225V148H223V150H224ZM226 149H225L224 151L220 152L221 155H222V153H225V154H223V155H225V158H224L223 156H219L220 158L222 157V158H224V159H227V165H226V162H225L226 160H224V159L221 158L222 160H224V163H225V164H224V163L222 162V160L220 159V160H221L220 162H222V165H223V166L226 165V166H224V167L221 166V168H222V167H223V168L220 169V171L223 170V172H224L225 174H227V173H229V172H231V174H232V172H233L232 170H234V168H236V167H237L238 169L241 170L242 167H246V166L248 165V164L245 163V162L248 163V161H250L249 164L252 165V168H250L251 170H252V169H253V170H258V169L260 168V166L262 167V165H264V162H262L263 164L260 163V161H259V163H258V159L260 158V159L262 160L263 157H264V155H263L264 150H263V153H261L262 156L258 153V154H259V155H258L259 158H258L257 154L255 155V154H252V153H251L253 156H256V157H257V158L255 159V160H257V161H253L255 164L258 163L257 165H255V164H253L252 160H249V159H253V160H254V157H253L252 155H251L252 157L250 156V153L248 152V150H247V152L249 153V156H247L248 153H247V152H246L247 154L245 153V149L242 151L243 148L239 147V145H238V148L234 149V150H236V151H234L236 154H235V155H234V154L231 155L232 157H231V156H226L228 152H229V155L232 153L229 149H228L229 151H228V150L226 151ZM240 149H241V151L244 152V153H241L240 151H239V152H240V153H239L238 150H240ZM251 149H253V150H251ZM41 150H42V152H36V154L39 153V154L37 155L38 157L36 158L37 160H39V156H40V154H44V153H45L44 156H46V154H47L46 152H48V151H44V152H43V149H39L38 151H41ZM131 150H132V149H131ZM165 150H166V149H165ZM203 150H204L205 152H204ZM197 151H196V153H197ZM232 151H233V150H232ZM256 151H257V150H256ZM258 151H257V152H258ZM96 152L98 153V151H96ZM158 152H159V151H158ZM164 152H165V151H163V152L160 151V153H164ZM166 152H167V151H166ZM166 152H165V153H166ZM192 152H193V151H191L190 153H192ZM257 152H255V153H257ZM99 153H100V152H99ZM110 153H111V151H110ZM160 153H157L158 157H157V158L154 157V158H156V159L159 160V156H160V157L163 156V154H160ZM165 153H164V154H165ZM93 154L95 155L96 153L93 152L92 155H93ZM112 154H113V153H112ZM213 154H214V156H215V155H216V151H215V153H213ZM213 154H212V155H213ZM237 154L241 157V158L239 157L240 159H239L238 157H235V156H238ZM242 154H243V155H242ZM244 154H245V155H244ZM90 155H91V154H90ZM92 155H91V157H92ZM94 155H93V156H94ZM149 155H151L150 157H153V156H154V154H152V152H151V154H148V156H149ZM157 155H156V156H157ZM161 155H162V156H161ZM165 155H166V154H165ZM193 155H196V154H193ZM193 155H192V156H193ZM197 155H198V153H197ZM206 155H208V156H206ZM127 156H128V155H127ZM127 156L125 155V158H123V159L126 160ZM205 156H206V158H207L208 161L206 160ZM233 156H234L236 159L238 158L242 163H241L238 159L236 160L235 158H233ZM242 156H243V157H242ZM4 157L6 158L7 156H4ZM46 157H47V156H46ZM94 157H95V156H94ZM110 157H111V155H110ZM194 157H192V158L195 159ZM230 157L233 158L235 161L233 162V161H232L233 159H231ZM247 157H250V158H247ZM261 157H262V158H261ZM5 158H4V159H5ZM111 158H113V156H112ZM204 158H205V159H204ZM242 158H243V159H242ZM4 159H2V157H1L0 165H1V162H4ZM123 159H122L121 161H123ZM162 159L165 160V159L162 157L161 160L158 161V164H159V165H161V162H160V161H162ZM214 159H215V160H214ZM230 159H231V160H230ZM247 159H248V160H247ZM6 160H7V159H6ZM6 160H5V162H6ZM8 160H11V159H8ZM8 160H7V161H8ZM40 160H41V159H40ZM48 160L51 161V162L48 161V163H50V164L47 165L46 168H44V171H45V170L47 171L48 168H49V169H52V168H56V169H57V167H55V166H54V167L50 166V165H53V164H54V163H52L53 160H52V159H49V158H48ZM67 160H68V159H67ZM67 160H66V161H67ZM112 160H114V159H112ZM117 160H118V159H117ZM218 160H219V159H218ZM245 160H246V161H245ZM263 160H264V159H263ZM64 161H65V159H64ZM95 161H96V160H94L93 162H95ZM115 161H116V160H115ZM121 161H119V162H121ZM126 161H127V163H128V162L131 161V160H126ZM126 161H124V162L126 163ZM202 161H206V162H202ZM229 161H230L231 163H230ZM236 161H238V162H236ZM243 161H244V162H243ZM54 162H57V161H54ZM90 162H91V161H90ZM93 162H92V163H93ZM96 162H97V161H96ZM96 162H95V163H96ZM117 162H118V161H116L115 163L117 164ZM159 162H160V163H159ZM164 162H165V161H164ZM198 162L202 164L201 168L198 167V165H199ZM217 162H219V161H217ZM220 162H219V165H220ZM228 162H229L230 164H232V163H233V164H234V163H238V164H239V162H240V163H241L240 165H242V166H241V167H240V166L238 167V166H237L238 164H236V165H233V164H232V165H229ZM8 163H9V164H7V162H6V164L4 163V164H2V165H5V166H6V165H8V166L10 165V167H12V166L15 167V166H17V165L14 166V165L12 164V163H14V160H13V161H12V160H11V161H8ZM63 163H64V162H63ZM73 163H74V162H73ZM115 163L112 162V165H113V164L116 165ZM127 163H126V165H127ZM129 163L134 164V160H132V161L129 162ZM129 163H128V164H129ZM182 163H183L184 165H181ZM185 163H186V162H185ZM193 163H194V164H193ZM195 163H196V164H195ZM197 163H198V164H197ZM205 163H207L208 166L203 165V164H205ZM243 163H245L246 166H245ZM11 164H12V165H11ZM55 164H56V163H55ZM64 164H65V163H64ZM132 164H131V165H132ZM164 164H165V163L162 162V165H164ZM166 164L168 165V162H167ZM65 165H67V164H65ZM72 165H75V163H74V164H71L70 166H72ZM96 165H97V164H96ZM98 165L100 166V164H98ZM118 165H122V164H119V163H118ZM162 165H161V166H162ZM194 165H196V167H197V170H196V167H195V171H198V172H195V173H194V171L192 172V169H193V166H194ZM211 165H212V164H211ZM254 165H255L256 167H258V165H259V167H258V168H254V167H253ZM5 166H4V167H5ZM48 166H50L51 168L48 167ZM60 166H61V165H60ZM68 166H69V165H67V167L63 165V167H64V172H66V171H65L66 168H67V169L69 168V169L67 170V171H69V172H66L67 175L63 172V169H62L61 173H59V174H60V175L63 174V175H61V176L58 175V176H57L56 178H54L52 181H51V179H50L51 177H49V174L47 173V172H49L50 170L47 171V172L45 171L46 173H44L43 170L41 171V172H43V173L46 175V176L44 175L46 178L42 177V178H44V179H42V178L40 177V176H42L41 173H40V174H37V173L40 172V170H38L39 172H38V171H35V172H32V173H31L30 171H28L29 174L27 173V171H24V172H26V174H28V175L33 174V173H34V175H35V174L40 175V176H39L40 178H39V177H38L39 179L37 178L38 181H37V180H36V181H35V180H31V179H35V178H33V177H32V178H31V177L29 178L31 181H33V183H36V182L38 183V182H40V180H43V181H44V180H46V179H47V180L50 179L51 182H53L54 180H57L56 183H55L56 186L54 185V186H55L54 188L57 189V185L59 184L60 186L58 185V187H60V188L62 187L61 189L63 190V191H62L61 189H59V191L61 190L62 193H65V192H66V193H67V195H66V193H65L66 198H67L68 195H71V196H72V197L69 196V199H70V200H68V199L65 200L67 203H68V202L73 203V202H71V201H74V198H75L76 196H77L78 198H81V197H82L81 195H83L84 193H85V197H83V199L87 198V199L89 200V198H88V197H89L88 194L92 193V190H91V192L89 193V189H90V188H88L85 184H84L85 186H83V188H82L83 190H82V189H79V188H81V186H79L80 184H78V182H77V179H80L79 177L83 178L85 174H84V175L79 174V170H78V169H73L74 171H72L71 168H74V166H73V167H70V166L68 167ZM124 166H125V164H124ZM164 166H166V165H164ZM164 166H162V167H164ZM199 166H200V165H199ZM203 166H205V167H203ZM227 166H229V167L232 166V167H230V169H229V167H227ZM233 166H236V167L233 168ZM13 167H12V168H9V169H10V170H9L8 167L6 166L5 169L8 170V171H10V174H12L11 172H12V171H13V172L15 171ZM63 167H62V168H63ZM76 167H77V166H76ZM88 167L91 168V163L88 165ZM116 167H117V166H116ZM118 167H119V166H118ZM122 167H123V166H122ZM210 167H211V169H210ZM214 167H215L216 170H213ZM225 167H226V169H225ZM249 167H250V166H249ZM263 167H264V166H263ZM15 168H16V167H15ZM17 168H18V167H17ZM90 168H88V169H87L86 167L83 168V169L85 170V173H86V169H87V172L90 171V173H91V176L88 175V174H86L85 178L87 177V179H86L87 181H88L89 179H90V181H91V178H90V177H92V175H94V174L91 172V171L94 170V169H90ZM120 168H121V167H120ZM124 168H125V167H124ZM128 168H130V167L128 166ZM164 168H167V167H164ZM168 168H169V167H168ZM181 168H182V167H181ZM227 168L229 169V171H228ZM231 168H233V169H231ZM237 168H236V169H237ZM2 169H3V167L0 168V171H1ZM11 169H12V170H11ZM70 169H71V170H70ZM104 169H106V168H104ZM126 169H127V166H126ZM189 169H190V167H189ZM201 169H202V170H201ZM244 169H245V168H243L241 171H243ZM246 169H248V167H247ZM246 169H245V170H246ZM250 169H248V170H250ZM261 169H262V168H260L259 170H261ZM16 170H17V169H16ZM75 170H78V172L75 173ZM107 170H109V169L107 168ZM124 170H125V169H124ZM124 170L122 169L123 172H124ZM129 170H130V169H129ZM129 170H127V171L129 172ZM167 170H168V169H167ZM181 170H182V169H181ZM185 170L188 172V169H186V166L183 167V170H182V171H183V172H186ZM199 170H200V171H199ZM225 170H227V172H225ZM240 170H239V171H240ZM21 171H22V170H18L17 173H18V172L20 173ZM205 171H206V169L203 171L204 174L207 173V172H205ZM211 171H212V173H213V171H216V172L212 174ZM235 171L237 172L238 170H235ZM262 171H264V168L262 169ZM62 172H63V173H62ZM71 172H72V174L74 173V174L76 175V176H75V175L73 174V175L75 176V178H73L74 176L70 175ZM93 172L95 173V171H93ZM97 172H98V171H96V174H98V175H96V176H97V177H100V176H99L100 174L97 173ZM99 172H100V171H99ZM109 172L111 173V171H108V173H109ZM128 172H127V174H128ZM130 172H131V171H130ZM140 172H141V171H140ZM142 172H145V171H142ZM189 172H190V171H189ZM15 173H16V171H15ZM17 173H16V174H17ZM69 173H70V174H69ZM131 173H132V172H131ZM131 173H130L129 175L132 177ZM133 173H134V172H133ZM145 173H146V172H145ZM169 173H170V168H169ZM169 173H168V174H169ZM193 173H194V175H193ZM196 173H197V174H196ZM224 173H223V174H224ZM0 174H1V172H0ZM2 174L5 175L6 173L3 172ZM21 174H22V173H21ZM68 174H69V175H68ZM77 174H78V175H77ZM123 174H126V172L123 173ZM123 174H122V175H123ZM135 174H136V175H135ZM135 174H133V176L135 175L134 177L136 178V176H137L138 173H135ZM165 174H167V172H166ZM165 174L162 175V176H160V178L158 177L157 179H160V180H161V179L163 178V180H165V179H166V178H164V177H166ZM188 174H190V173H188ZM220 174H222V173L220 172ZM231 174H230V176H233V175H231ZM233 174H235V172H234ZM12 175H13V174H12ZM19 175H20V174H19ZM22 175H23V177H24V174H22ZM22 175H20V176H22ZM64 175H66V176H64ZM81 175H82V176H81ZM87 175H88L89 177H88ZM143 175H144V174H143ZM169 175H170V174H169ZM210 175H212V176L215 175V176H214V177H211ZM0 176H3V175H0ZM6 176H8V174H7ZM59 176H60V179H61V180H62V179L66 180L67 178H68V179L70 178V179L67 180V181H65V183L63 182V180L61 181V180L59 179V181L62 182V183L59 182V183L57 184ZM62 176H64V177H62ZM67 176H68V177H67ZM69 176H70V177H69ZM77 176H79V177H77ZM116 176H118V174L115 175V176L113 175V178L116 177ZM127 176H128V175H126V177H127ZM138 176H140L139 178H141V179L143 178V177H142V174L140 175V173H139ZM147 176H149V175H147ZM147 176H144V177L146 178ZM163 176H164V177H163ZM218 176L221 177V178L218 179L219 181L217 180ZM230 176H228V177H230ZM10 177H12V176H8L9 180H10ZM18 177H19V176H18ZM18 177H15V178H18ZM23 177H21V178H22V179H25V178H23ZM66 177H67V178H66ZM93 177H94V176H93ZM97 177H95V178H97ZM110 177H111V175H110ZM124 177H125V176H124ZM124 177H123V180L127 181L126 185L129 184V183L131 184V183L134 182V180H135V178L133 177L132 179H134V180H131L132 182H131V181L129 182V181L127 180L128 177H127V178L125 177L126 179H125ZM151 177H152V176H151ZM161 177H162V178H161ZM168 177H169V176H167V178H168ZM195 177H196V176H195ZM197 177H198V176H197ZM204 177H205V176H204ZM216 177H217V178H216ZM259 177H260V178H259ZM5 178H6V177H5ZM13 178H14V177H13ZM21 178H20V179H21ZM65 178H66V179H65ZM71 178H72L73 180H72ZM113 178H111L110 180H112ZM119 178H120V175H119ZM129 178H130V177H129ZM139 178L137 177V179H139ZM258 178L261 179L262 176H258ZM6 179H7V178H6ZM6 179H5V180H6ZM29 179L26 178V180H24V182L27 181V180H29ZM100 179H102V177H100ZM115 179H118V177H116ZM141 179H139V180H141ZM143 179H144V178H143ZM155 179H156V178H155ZM47 180H46V181H47ZM70 180H72L73 182L75 181V183L77 182L76 184H78V185H77L78 187L75 185V183L72 184L73 182H71ZM86 180H84V182H85ZM92 180H93V182H95V184H96L95 186H94V185H91V182H92V181H91V182L88 181L89 183L87 182V183L89 184V186L92 187V189H93V187H94V188H97L96 186L99 184V185H98L99 188L96 189L97 192L93 191L94 193H92V195L94 196L96 193H99V192L104 193L103 189H102L103 192H102V191H99V189L101 190V188H100V187H102V186H101V183H102V185H103L102 188H104V186H105V184H106V183H105L106 181H104V179H102V182H101V181H97V180H99V179H94V178H92ZM95 180L97 181V183H96ZM129 180H130V179H129ZM139 180H135V181H139ZM160 180H159V181H160ZM163 180H162V181H163ZM211 180H210V181H211ZM224 180H228V179H224ZM43 181H41V183H42ZM80 181H81V180H79V182H80ZM82 181H83V180H82ZM82 181H81V183H83ZM112 181H113V180H112ZM114 181H115V180H114ZM114 181H113V182H114ZM125 181H123V182H125ZM154 181H157V180H154ZM159 181H157V182H159ZM168 181H169V180H168ZM19 182H20V183H19ZM19 182H18L19 184H18L17 186L21 187V183H22V184H24V183H23V181H22V182L19 181ZM27 182H28V181H27ZM51 182H50V184H51ZM68 182H71V185H70V183H68ZM98 182H101V183H98ZM103 182H104V183H103ZM157 182H155V184H156ZM211 182H212V181H211ZM25 183H26V182H25ZM33 183H32V184H33ZM44 183H45V182H43V184H44ZM63 183H64V185H63ZM87 183H86V184H87ZM109 183L111 184L112 182L109 181ZM119 183H121V182H119ZM119 183L117 182V183H116L117 185L115 184L114 187H116V188H112V189H113L112 191L114 192L113 195H114V194H117V192H118V187H120V185H121V187H122V184H123V183H121V184H119ZM135 183H136V182H135ZM153 183H154V182H153ZM163 183H164V182H162L161 184H163ZM168 183H169V185H168ZM170 183H172V182L169 181V182H167V184H164L163 186L161 185L162 187L159 185L160 183H159L158 185L156 184L157 186L154 184V188H155V186H156V188H157L158 186H160L161 188H163V190H161V193H160V191H156V192H155V195L153 194V193H154V191H153L152 195H154V197H155V196H156V193H159L160 195L157 194V195H159V196H157V197L160 198V196H162V195L165 193V194H164L165 196H164V197L162 196V198H164V200L161 198V199L163 200V202H162L160 199H159V200L161 201V204H162V203H163V204H168V203L171 204V206H170L169 204H168V205H165V206H168V207L170 206L169 208H170V210H171L172 212H173V210H174V211H175V210L177 211L178 209H180L181 206H180V208H179V205H182V208H183V204H185L184 206H185L186 208H187V206H188L187 209H188V210L191 209L192 211H191V210L188 211L187 209L185 210V208H183V209H184V210L182 209L183 212L185 211L184 213L186 214V211H188L187 214H191L192 218H196L197 221H198V220L201 221V219H202V217H203V216H200V215H199V213H200L199 211H201L202 214L204 215V213H203V212L205 211L204 208H206V210H207V208H209V205H211L210 207L215 208V209L213 210V209L209 208V210H211V211L213 212V211H215V210L218 208L217 205H223V204H221V203H224V202H225L223 199H220V198H219V202H218V200H217V198H216V199L213 200V201H212V199L209 200V202L207 203V200H205V198H208V197H204V196H206L205 193H204L205 195H204L203 193H201V195H202L203 197L200 196V193H198V194H199L198 196H199L200 198H198V196L192 197V196H191V194H192L191 192H193V190H195V189H193L192 191H190V193H189V191H187V193H189L190 196H191V198H188V197H190V196L187 195V194H186V196H184V195H185L184 190H188L189 188L187 189V187H190V185H188L187 187H185V186H186L185 183H184V185H181V184L179 185V184H178L179 182H178V183H177V184L179 185V186H178L179 189H178V187H176V186H177L176 183L174 184V182H173V184H171V185H170ZM32 184H31V186H32ZM39 184H40V183H39ZM53 184H54V183H53ZM53 184H51V186H50L49 183H48V186H47V187H46V185L44 184L45 186H44L43 188H44L45 190H48V189H47L48 187L51 188V189H54V188H52ZM66 184L69 185V186H67V188H70V187H71V189H67V190H66V188H63L64 186L66 187ZM88 184H87V185H88ZM93 184H94V183H93ZM112 184H113V183H112ZM112 184H111V187L113 186ZM37 185H38V184H37ZM37 185H36V186H37ZM74 185H75V186H74ZM165 185H166V186L168 185L167 188H164ZM34 186H35V185H34ZM36 186H35V187H36ZM42 186H43V185H42ZM42 186H41V185L38 186L39 189H40V190L38 189V191L36 190L38 187H37V188L33 187V191H32V193L35 191V194H36V195L39 194V195H38L39 197H41V196L43 197V194L41 195V193H39V192H42V190H43V189H42ZM107 186L109 187L110 185L107 184L105 187H107ZM117 186H118V187H117ZM123 186H124V184H123ZM130 186H131V185H129V186L127 185V187H130ZM139 186H140V184H139ZM142 186H143V185L140 186L141 189H142ZM151 186H152V185H151ZM169 186H171V188H169L170 192H172V191L175 192V193H173L174 195H173L172 193L168 192V191H169V190H168V187H169ZM174 186H175L179 191L181 190V188H184V187H185L184 190H183V189L181 190V192L184 193V194L182 195V193H180L177 189L172 190V188H173ZM182 186H184V187H182ZM213 186H214V185H213ZM40 187H41V188H40ZM74 187H75L76 189H75ZM84 187H85V188H88V190L85 189ZM143 187H144V186H143ZM175 187H174V188H175ZM34 188H35V189H34ZM73 188H74V189H73ZM152 188H153V187H152ZM161 188H160V189H161ZM21 189H22V188H21ZM84 189H85V190H84ZM115 189L117 190L116 193H115ZM135 189H136V188H135ZM138 189H140V188H138ZM141 189H140V190H141ZM143 189H145V188H143ZM147 189H148V188H147ZM149 189H150V188H149ZM149 189H148V190H149ZM158 189H159V188H158ZM158 189H157V190H158ZM164 189H165V192L162 194V192L164 191ZM15 190H16V189H14V190L12 189V190L9 191L8 193L11 194V193L13 192V194L16 193V195L19 194V195L16 196V197H19V196H20V193H17ZM29 190L31 191L32 189H29ZM29 190H27V191H29ZM68 190H69V191H68ZM75 190H78L79 192H78V191H75ZM81 190H82V191H81ZM94 190H95V189H94ZM140 190H139V191H140ZM154 190H155V189H154ZM189 190H191V188H190ZM214 190H215V189H214ZM52 191H55V189L52 190ZM52 191L48 190L49 193L51 192V193L53 194ZM57 191H58V190H57ZM57 191L54 192V196H55V194L57 195L58 193H61V192H57ZM71 191H73V193H72ZM74 191H75V192H74ZM84 191H85V192H84ZM132 191H133V189L131 190V192H130L129 194H128V192L126 193V192H124L123 190L120 191V192H122V193L124 194L125 198L128 197V198L130 199L129 201H128V198H126V200H125L124 196H123V195H122V196L120 195V194H122V193L119 194V192H118V196H119V197L121 196L122 199H119V197H118L117 195H114V198H115V196H116L117 199L115 198V200H114V199L110 200L109 198H112V197L109 195V193L111 194V192H107V191H106V192H107L106 194H107L108 196H107L106 194H105V195H106L107 199H109V201L107 200L108 202H105V200H106V197L104 198L105 195L102 196V199L100 200L99 198H101V195H102V194H101V193L96 194L97 196H100V197H96V196H95V199H96V198L99 199V202H97V206H98L99 203H102V204H99V205H101V206H103L105 203H107V204L109 203L108 206H109V207H111V206L113 207V205H116V204H117V203L115 204L114 202H115V201H119L118 203H121V202H122V203H121V204H117L118 206L116 205L115 208H116V209L118 208L119 211H120L122 207H120L119 205H122V204L124 203V205H122V206H124V207L122 208V210H121L122 212H121V211L119 212V211H117L118 209L116 210L115 208H112V207H111V212H110V213H108V212L106 213V212H105V215H107V214H111V213H112V215H114V218H115V216H116V219H117L116 223H115V219H114V221H113V218H109V219H108V220H110V221H113V223H111L110 221L107 220L108 216H107V218H106V217H103L104 214L102 213V211H103L102 208H104L107 204L104 205V207H101V210H102V211L97 212V213H100V212H101V213H102V214L100 213V214L102 215L101 218H103V219L105 218L104 220H102V219L100 218V220L102 221V223H103V222L105 223V226H107V227H108V225H109V226H111V225L113 226V227H111V229L108 227V228L111 230L110 232L107 231V230H105V229H103L104 231L102 230V233H103V232L105 233V232L107 231L108 233H111L112 235L110 234V236H107V235H104V236H103V235L101 234V235L104 237V239H101V241H102V240L104 241V240H105V237L108 238L109 241H111L112 238H114V236H116L118 233H121L120 231H122V233H123V230L125 231V228H126V227L129 228V225H128L127 223H125L124 225L122 224L123 226H120V224H118L119 227H117L118 225H116L117 223H120L119 220H121V222H125V221H122V218H124V216H125V218L128 219V218H130V217L133 215L132 218H130L129 220H133V219H134V220H133L134 222H132V223H135V222H136V224H137V222L140 221V220H139L137 217H134V215L136 214V215H139V216L142 217L143 215L146 214V212H147L146 210L149 209V208H147V207H146L145 209H143L144 207H143V208H140V207H139V206H140L139 204H143V203H144V204H143V206H144L145 203H147V201L149 200V198H152V197H150V196H152V195H150L149 198H147V196H146L147 200H145L146 202H144L143 199H142V200H139V199H141V197L139 198V197H138V194H136V192H133V193H132ZM134 191H135V190H134ZM137 191H138V190H137ZM176 191H177L179 194H178ZM48 192H47V193H48ZM69 192H70V194H69ZM76 192H77V193H76ZM81 192H82V194H80ZM87 192H88V193H87ZM150 192H152V191H150ZM8 193H7V194H8ZM49 193H48V194H49ZM75 193H76L77 195H76ZM78 193L80 194V197H79ZM125 193H126V194H125ZM134 193L136 194V198H133V197L135 196ZM138 193H139V192H138ZM167 193H169V194H168L169 196L166 195ZM10 194H9V195H10ZM52 194H50V197H49V198H51V195H52ZM100 194H101V195H100ZM132 194H134V196H133ZM140 194H141V192H140ZM180 194H181V195H180ZM195 194H196V193H195ZM0 195H1V193H0ZM9 195H7L8 198H5L7 201L11 200V198L13 197V196H12L11 198H9ZM61 195H62V194H61ZM65 195H64V196H65ZM73 195H74L75 197H74ZM86 195H87V197H86ZM128 195H129V196L131 195V196H133V197H131V196L129 197ZM171 195H172V196H171ZM193 195H194V194H193ZM196 195H197V194H196ZM26 196H27L28 198H30V199H33V198L31 197V195L26 194ZM26 196H22V195H21V199H25V200H23V201H27L28 198H27ZM62 196H63V195H62ZM62 196H61V197H62ZM64 196H63V197H64ZM83 196H84V195H83ZM142 196H143V195H142ZM167 196H168V197H167ZM173 196H174L175 198H174ZM182 196H183L184 198L186 197V198H188V199H190V200L192 199V200H191L192 202H191L190 200H188V202L190 201L191 203H188V202L185 203V202H183V201H187V199L184 200V198H182ZM187 196H188V197H187ZM73 197H74V198H73ZM77 197H76V199H75V201H74V202H75V203H74V206H75V204H77L76 207L79 206V207H77V208H79V209L75 208V210H76L75 212L78 213L79 211H82V213H83V210H81L80 208L86 206V207H84V209H85V208H86V209L88 208V209H87L88 211L85 209L84 212L87 211L88 214H90V210L93 211L92 208H94L92 205H89V204H91V203L87 202V199H86V200H83V201H82V202H84L85 204L82 203V205H78L79 202L82 200V198H81L80 201L78 200V201H79L78 203H76V201H77V199H78ZM165 197H166V199H165ZM169 197H170V198H169ZM172 197H173L174 200H170V199H172ZM177 197H178L180 200L183 199V200H181L183 203L180 202V200H179ZM242 197H243V196H242ZM58 198H59V197H58ZM72 198H73V200H72ZM103 198L105 199L104 202L102 201ZM142 198H145V197H142ZM168 198H169L170 201L168 200ZM202 198H203V199H202ZM47 199H48V195H47ZM61 199H62V198L58 199L56 202L60 201ZM98 199H96V200L98 201ZM136 199L139 200V202H140V201H143V202H140V203H137V202H136V203H135V201H137ZM154 199H155V200H154ZM154 199H153L154 201H152V200H151V201L154 202V203H155L156 201H158V200H156V199H158V198H154ZM175 199H176V200H175ZM198 199H201V200H198ZM251 199H253V198H251ZM19 200H20V198H18L17 201H19ZM49 200H50V199H49ZM51 200H53V199L51 198ZM96 200H95V202H96ZM113 200H114V201H113ZM131 200H132V201L134 200V201H133L134 203H133ZM166 200H167V201H166ZM196 200H198L199 202L196 201ZM202 200H205V201H202ZM220 200H221L222 202H221ZM31 201H32V203H30V202H28V201L25 202V204H26V203L28 204V205H25V207H23V206H22V207H19L20 205L18 206V204H15V202H14V204H13V202L9 201V202H11L10 204H13V205H14V207H13V205H9V206L11 207V210H9V211H12V207H13L14 210H16L15 208H20L21 210H22V209H23V210H27V209H29L30 211H27V212H25V213H28V214H29V212H30V214L32 215L31 212H34V213H35L36 210L39 209V208H37V207H40V204L42 205L43 203H41L40 201L37 202V201H35V199H33V200H31ZM63 201H64V200H63ZM63 201H62V202H63ZM100 201H102V202H100ZM123 201H125V202H123ZM127 201H128V202H127ZM160 201H159V202H160ZM168 201H169V202H168ZM171 201H173V203H170ZM176 201H178V202H177L178 205H176V203H175ZM195 201L197 202L198 205L195 204V203H196ZM200 201H201V202H200ZM214 201H216V202L214 203ZM253 201H254V199L251 200V201L249 200V201H247V202H253ZM9 202H8V203H9ZM35 202H37V203H35ZM50 202H52V201H50ZM62 202L60 201V205L62 204ZM66 202H65V203H66ZM110 202H112V205L110 204ZM130 202H131V204H130ZM152 202H151V204L153 205ZM164 202H165V203H164ZM194 202H195V203H194ZM204 202H205V203H204ZM211 202H212V203H211ZM242 202H243V203L245 202V201H244V198H243ZM33 203H35V204H33ZM148 203H149V201H148ZM148 203H147V204H148ZM180 203H181V204H180ZM193 203H194L195 205H197V206H195V205L192 206ZM201 203H203V204H205V205H208V206H206V207H202V206H204V205H202ZM216 203H217V204H216ZM219 203H220V204H219ZM19 204H20V203H19ZM23 204H24V203H23ZM30 204H32V205H30ZM63 204H64V203H63ZM133 204H134V205L138 204L139 206H138V205L135 206V207H138V208H135ZM155 204H156V203H155ZM159 204H160V203H159ZM161 204H160L159 206H162ZM172 204H173V205H172ZM186 204H190L192 207L189 206V205H186ZM200 204H201V206L199 207ZM233 204H234V203L231 201V204H230V205L232 206ZM0 205H1V204H0ZM15 205H16L17 207H15ZM21 205H22V204H21ZM34 205H36V206H34ZM37 205H39V206H37ZM55 205H58V204H55ZM65 205H67V204H64L63 206H65ZM68 205H69V204H68ZM72 205H73V204H71V206H72ZM87 205H88V206H87ZM129 205H130V206H129ZM156 205H158V203H157ZM213 205H214V206H213ZM26 206H27V209H26ZM28 206H31L32 208H31V207L28 208ZM63 206L61 205V207H63ZM71 206H70V207H71ZM90 206H92V208H91ZM108 206H106L104 209H107ZM145 206H147V205H145ZM159 206L155 207V205H154V206H151V207H152V208H158ZM165 206H164V207L162 206L161 208H166ZM173 206H174V207H173ZM263 206H264V205H263ZM44 207H45V206L42 205L40 209H42V208H44ZM66 207H68V206H66ZM109 207H108V209H110ZM149 207H150V205H149ZM151 207H150V208H151ZM168 207H167V209H169ZM172 207H173V209H171ZM189 207H190V208H189ZM1 208H2V207H0V214H3V212H5V211H3V209H2V211H3V212H2V211H1ZM24 208H25V209H24ZM34 208H37V209H36L35 211H34V210L31 211V210L34 209ZM72 208H74V207H71V208H68V209H71V210H72ZM97 208H99V206H98ZM97 208H96V209H97ZM124 208H125L126 213L124 212ZM152 208L150 209L151 212L153 211ZM196 208H197V209L201 208V209H199V211L197 210L198 213H196ZM40 209H39V210H40ZM47 209H48V208H47ZM50 209H53V208H49V210H50ZM63 209H64V207H63ZM63 209H62V210H63ZM89 209H90V210H89ZM96 209H94V210H96ZM159 209H160V207H159ZM167 209H166V210H167ZM194 209H195V211H193ZM218 209H219V208H218ZM14 210H13V211H14ZM49 210H47V211H49ZM58 210H59V209H58ZM64 210L66 211L67 209H64ZM71 210H70V211H71ZM170 210H169V211H170ZM180 210H181V209H180ZM180 210H179V212L182 211V210H181V211H180ZM202 210H204V211H202ZM209 210H207V211H209ZM44 211H45V209H44ZM60 211H61V209H60L58 212H60ZM68 211H69V210H68ZM73 211H74V209H73ZM92 211H91V213H92ZM96 211H98V209H97ZM96 211H93V213L96 214ZM105 211H106V210H105ZM108 211H110V210H108ZM116 211L119 212V213H117ZM150 211L148 210L147 213H149ZM154 211H160V212H159V213L157 212L158 214H156V216H154V214H153L154 212H152V213L150 212V216H149L148 214H146L147 217H152V216H154V219H155L156 221H158V223H160L159 221H164V220H165L164 222H167V224H164V225H165V226H168V225L170 226V227H169L170 229L168 228L167 230H165V231L162 232L163 234L167 233L168 230L171 231V234H170V235H173V234H174V233H172V232H178V231L180 232V233H179V232H178V233L181 234V235H183V234L186 233L185 231H184L185 233H183L181 229H180L181 231H180L179 229H178L177 231H174L175 229L173 230V227L175 228L176 226H178V225H177L178 223H176L175 220H176L177 218H178V219L180 218V220H183V219H184L183 217H182L183 219H181V217H178L181 213H182V215H183V214H184L183 212H181L179 215H177V218L175 217L176 219L174 220V216H175L176 214L174 215L171 211H170V212H171L172 215H170V212H169V211H165V209H163V210H162V209H161V210L156 209V210H154ZM163 211H165V213H163ZM207 211L205 212L206 214L208 213ZM220 211H221V210H220ZM15 212H16V211H14L13 213H15ZM22 212H23V211H22ZM39 212H40V211H39ZM39 212H38V210H37V214H38ZM42 212H43V210H41L40 213H42ZM51 212H52V211H51ZM51 212H50V214H49L50 216H51V214L54 213V212H53V213H51ZM58 212H57V213H58ZM61 212H63V211H61ZM115 212L117 213V215H119V214H121V215L117 216V215L115 214ZM179 212H175V213H179ZM191 212H192V213H191ZM193 212H195V213H193ZM212 212H209V213H208L209 215H208V214H207V215L205 214V216H207V217L209 216L208 218H211V219H213L214 221H215L216 217L221 218V215H224V217H222V218H225V214L228 213V212L226 213V211H225V212L222 211V212H224V213L220 214L219 210H217V212H219V214H218L217 212H215V213L217 214L216 217H215V216L213 215ZM231 212H232V211H231ZM231 212L229 211V214H230ZM8 213H9V212H8ZM40 213H39V215H40ZM46 213H49V212H46ZM46 213H44V214L46 215ZM64 213H65V212H64ZM68 213H69V212H67V215H68ZM77 213H76V214H77ZM93 213H92V214H93ZM122 213L124 214V216L122 215ZM128 213H129V214L132 213L131 216H129ZM144 213H145V214H144ZM162 213H163L165 216H166V215H168V216L170 215V216H171V220H174L175 222H174V221H170V220H168V219H167V220H168V221H167V220L165 219L166 217H164V215H162ZM167 213H169V214H167ZM215 213H214V214H215ZM4 214H6V216L8 215L7 212L4 213ZM37 214L35 213V215H33V216H35V217L39 216V215H37ZM59 214L61 215V213H59ZM59 214H57V217H58V218L56 217V215H55L54 217H56V219H59V218H60V217H59ZM74 214H75V213H73V214L71 213V215H74ZM79 214H81V212H80ZM86 214H87V213H86ZM95 214H94V215H95ZM100 214H96V216L98 215V216L100 217V216H101ZM126 214H127V215H126ZM152 214H153V215H152ZM194 214H195V215H194ZM200 214H201V213H200ZM210 214L213 216V218L210 217V216H211ZM235 214H236V213H235ZM12 215H13V216H11V218L16 216V215H14V214H12ZM42 215H43V213L40 215L39 218H41V219H42L41 221L43 222V218H42L43 216H42ZM45 215H44V216H45ZM62 215H63V214H62ZM65 215H66V214H65ZM67 215H66V216H67ZM77 215H78V214H77ZM112 215H109V217H110V216L112 217ZM151 215H152V216H151ZM173 215H174V216H173ZM182 215H181V216H182ZM197 215H199L201 219H199V216H197ZM227 215H228V214H227ZM227 215H226V216H227ZM41 216H42V217H41ZM50 216H49V217H50ZM68 216H70V214H69ZM68 216H67V218H66L65 216L63 217V219H62L63 222L61 221V219H59L58 221H59V222L61 221V223H63L62 225H64V222H65L64 219H65V220L67 219V221H68V218H69V221H70V220H71V221L77 220V221H80V223H82L83 221H86V219H87V218H86V219L84 220V217H83V218H80V220H78L79 217L76 219V217L74 216L75 219L72 220V218L70 219V217H68ZM82 216H83V214H82ZM88 216H89V215H88ZM90 216H91V214H90ZM90 216H89V217H90ZM98 216L96 217V220H97V221H98ZM120 216H122V218H121ZM168 216H167V217H168ZM170 216H169V217H170ZM172 216H173V217H172ZM183 216H184V217H185V216H188V217H189V215H183ZM193 216H194V217H193ZM228 216H229V215H228ZM8 217H10V216H9V215L7 216V220H6V221H9V222L14 223V224H10V223H9V224H7V225H12V228L14 229V225L18 222V219H17L16 221H13V222H12V221H10V220H13V218H12V219H9ZM31 217H32V216H31ZM47 217H48V216L44 217V218H45L44 220H47ZM51 217H52V216H51ZM51 217H50V218H51ZM54 217H53V218H54ZM74 217H73V218H74ZM169 217H168V218H169ZM188 217H187V219H188ZM214 217H215V218H214ZM33 218H34V217H32V219H33ZM39 218H37V219L34 218L35 220H34V222H33V223H34V225H33V226H34V227H33V231H36V229H37V228H35V226H37L36 224L41 222V221L39 222V220H40ZM50 218H49V220H47L48 222H49L50 220L53 221V219H52V218L50 219ZM90 218H92V217H90ZM90 218H89V219H90ZM94 218H95V216H94ZM118 218H120V219L118 220ZM172 218H173V219H172ZM192 218H190L189 220H193ZM219 218H217V219H219ZM54 219H55V218H54ZM154 219H153V217H152L151 220L155 221ZM196 219H194V220H196ZM36 220H37L38 222H37ZM82 220H83V221H82ZM123 220H124V219H123ZM129 220H127V221L129 222ZM135 220H137V221H135ZM35 221H36L37 223H36ZM47 221H46V222H47ZM67 221H66V222H67ZM71 221H70L69 223L67 222V223H65V224L69 225V224L71 223L72 225H74ZM77 221H75V222H77ZM81 221H82V222H81ZM92 221L95 222L94 219H93ZM118 221H119V222H118ZM169 221H170V224H168ZM183 221H184V220H183ZM3 222H4V223H7V222H5V220H4ZM19 222H20V221H19ZM42 222H41V223H42ZM46 222L44 221L45 224H43V225H45V226H44L45 228H44V227H43V228H44V229H47V230H48L49 227H50V226H48V224H50V225H54V226H55L56 224L59 223V222L55 223L56 221H55V222H52V223H48V222L46 223ZM87 222H88V221H87ZM87 222H85V223H87ZM99 222H100V221H98V222H96V223H99ZM107 222H108V223H107ZM109 222H110V223H109ZM144 222H145V219H142V221H140L137 225H136V224H134V225H135V226H142V224H143ZM171 222H172V223H171ZM184 222H185V221H184ZM41 223H40V224H41ZM80 223H77V224H80ZM96 223H93V224H96ZM102 223L100 222L99 225L102 226V225L104 224V223H103V224H102ZM106 223H107V224H106ZM149 223H150V224H149ZM149 223H147V224L150 226V229H147L148 226L146 227L147 224H145V223H144L145 226H143V228L146 227L145 229H147V230H145V229H143V230H144V232L147 231V234H146V232L143 233V232L140 231V230L135 232V231H130V230L127 229V230L124 232V235L121 233V234H120V237H118V235H117L116 238H117V239H118V238L123 239V238H122V235H123V236H125V237H126V236H129V238H130V237H133L132 240H133V239L136 240V238H135L136 236H137L138 239H142V238H143V235H144V238H145V236H148V237H149L150 235H154L155 240H154V238L152 239L153 236H151L152 241H153V240L156 241V239L158 238V239H160L161 241L164 242V239H166V240H169V244H170V241H171L172 239L175 240V238H176L175 236H177V234H176V235L174 234V235H175L174 238H173V236H172V239H171V238L169 237V236H170V235H169V231H168V236H166L167 234L163 235L161 232H156V233H155V231H154L155 229H156L157 231H161V230L159 229L160 227H158L160 224L157 226V225L154 223L155 226H157V227H155V226L152 227L154 224L151 225L153 222L150 221V219H149ZM187 223H188V222H187ZM46 224H47V226H46ZM59 224H60V223H59ZM90 224H91V223H90ZM93 224H91V225L89 226V228L92 229V227H95V229H96V231H97V230H98L97 228H99L100 226L96 224V225L98 226V227H97V226H95V225H93ZM110 224H111V225H110ZM173 224H176V226H174ZM5 225H6V224H5ZM5 225H4V226H5ZM7 225H6V227H7ZM19 225H20V224H17V227H18ZM67 225L65 226L66 228H65V229L62 228V230L60 229L62 226H60V225H59V226L56 225L54 229H57L58 231H57V230H54V231H53V229H52L51 232L53 231V232H52V233H53L52 236H54V235H55L54 233H56V232H59V233H60V234H57V233H56L58 236L61 235V237H62V236L64 235V236H63L64 238H65V236H66V238H67L68 241L65 242V240H66V238H65L64 241L62 242V244H66V243L68 244V242H69V245H65V247H64L63 245H61V243L59 244V242H61V241L63 240V237L60 239V236H59L58 239H60V240H58V242L55 241L56 244H59L58 247L54 248L53 246H50V247L48 248V249H50L49 252H47V249H45L47 253H50V254H54V253H56V254H57L58 251H60V250L63 251V250H66L67 248H69V247L66 248V246H70V245H72V243H70V240H69L68 237H67V236H68V235H67V231H68V232L70 231V230H67ZM82 225H83V223H82ZM82 225L80 224V226H82ZM88 225H89V224H88ZM88 225H87V226H88ZM114 225H115L116 227H114ZM126 225H127V226H126ZM164 225H163V223H162V225H160V226H164ZM171 225H173V226H171ZM41 226H42V224L39 226V228H40ZM57 226H58L59 228H58ZM80 226L78 225V227H80ZM87 226H86V228H88ZM103 226H104V225H103ZM125 226H126V227H125ZM6 227H4V228H6ZM9 227H10V228H6L5 230H7V229L9 230V229H10L11 232H8V230H7V232L4 231V233L7 234V237H8V238H9V236H12V235H10V234H12L13 231H14V230L11 228V226H9ZM21 227H22V225H21ZM21 227H19V229H18V228H17V229L15 228V231H16V232H19L20 230H21V231H20L19 233H17V234H15L16 232L14 231L13 235L16 236V235H18V234H19V235L21 234L20 237L22 236V237H21V239H22V238L25 236V235H23L24 232H25V230L22 231L23 228L21 229ZM82 227H83V226H82ZM122 227H123V228L125 227V228L123 229ZM1 228H2V229H1ZM1 228H0V231H1V230L3 231V230H4L3 227H1ZM41 228H42V227H41ZM75 228H77V226H75ZM83 228H84V227H83ZM116 228H117V229H116ZM118 228H120V229H118ZM177 228H178V227H177ZM59 229H60V230H59ZM80 229H82V228L80 227ZM91 229H89V231H90ZM151 229H152V230H151ZM12 230H13V231H12ZM38 230H39V229H37L36 232H33V235H32V236H35V238L31 236L32 239H34V241H35V239H38V238H36V236H37V234H38ZM47 230H45L46 232H45L44 230L41 231V234H42V232L44 233V235H45L46 233L52 234L51 232H49V231H47ZM66 230H67V231H66ZM99 230H100V229H99ZM116 230H117V231H116ZM55 231H56V232H55ZM65 231H66V232H65ZM74 231L76 232L77 229H75ZM80 231H81V230H80ZM85 231H86V230H85ZM89 231L87 230V232H84V231L82 230V232L79 233V230H78L77 232L81 235V237H82V236L85 237L84 235L87 234L86 237L88 236V238H89V237H92V236H91L92 234H94V233H92L91 235L88 234ZM128 231H129V232H132L133 234H130ZM151 231H153L154 233L151 234V233H152ZM22 232H23V234H22ZM61 232H63L64 234H61ZM83 232H84V233H83ZM99 232L101 233V230H100ZM107 232H106L105 234H108ZM117 232H118V233H117ZM127 232H128V233H127ZM148 232H150V234H148ZM164 232H165V233H164ZM2 233H3V232H2ZM36 233H37V234H36ZM69 233H70V232H69ZM78 233H76V234L79 235ZM81 233H82V234H81ZM89 233H90V232H89ZM104 233H103V234H104ZM114 233H116V234H114ZM125 233H126V234H125ZM159 233H160V234H159ZM6 234H5V235H6ZM25 234H26V233H25ZM145 234H146V235H145ZM157 234H158V235H157ZM5 235L3 234V235H0V236H5ZM8 235H9V236H8ZM57 235H56V236H57ZM89 235H90V236H89ZM101 235H100V234L98 235V236H100L99 239L102 238ZM186 235H187V234H186ZM186 235H184V238H185V240H186L185 243L182 242V241H184V238H183V236H182L183 240H182L181 242H182L184 245H182V243L179 242V241H180L179 239L181 238V237L179 238V236L177 237V241H176V242H173V244L171 243L170 246L167 245L168 247H171V245H174V246L176 245V247L172 246V247H174V248H173V249L171 248V252H172L175 248H180V246H181V247L183 246V248L185 247L184 250H182L183 248H182V249L180 248L181 251H180L179 253H178V251H176V249L174 250V252L176 251L177 254H178L179 256H180V255L183 256V259H181L178 255H176V256H178V257H176L175 254H174V256H175L174 258H175V259L172 258V257H170V259L172 258V259H174V260H172V259H171V260H170V259H167L168 256H167V257H166V256H164V257H163V256H159V258L161 257L160 259L157 258L159 261L156 259V262H155V261L152 262V260L150 259L152 256H150V254H146V253H145V254L148 256V258H147V257L145 256V254L142 253V254H144V255H142V256H140V257L142 258V257L144 256L145 259H147V260L150 261V262H148V261L145 260V259H141V258L139 257V255H137V254L135 255V252H137V250H139V251H142V250H143V249H141V248H139V249H137V250H136V248H134V246L136 245L135 242L138 241V240H137V241H133V243H135L134 246L132 245V247H131V246L129 245V243H128V245H127V247L130 246V248H134V249L136 250V251L134 252V254L128 255V254H130V252L133 253V251H134V250H133V251H132V250L130 251V250H129V249H130L129 247H128V248H127V247H123L124 249H122V251L125 250L124 252H127V251L129 250V251H128V252H129L128 254L125 255V253H124V255H125L124 257H126V256L128 255V256H127L128 258H129V256H130V257L132 256V258H137L136 260L134 259V260H135L134 262L129 261V260H132V258H130L129 260H127V261L125 262V260H126L127 257H126V258L121 257L120 259L123 260L122 262H120V259H119V261H118V260H115L117 257L119 258V256H121V255L119 254V255H116L117 257H116L115 255H113V258H114V256H115V259H111V258H109V257H111L112 255H111V256H108V255H107V256L105 257V259H102V260H101V262L103 261L102 263H101V262H98V263H99V264H104V263L106 262L107 264H116V263L118 264V263L120 262L119 264H205V263L208 264V262H207L208 259L205 260V258H206V257L209 258L208 256H206V255H208V253H209V256L213 257V258H212L213 260L215 259V255H218V254H219L218 257L216 256V258H217L216 260H219V261H218L219 263H217V261H216L215 264H221V262H222V264H223V263L226 264V262H227L228 260H229L228 263L230 262V264H233V263H235V264H241V262L243 263V261L246 260L247 258H251L250 256H252V257L255 258V255H257V253L259 252V251H258V252L256 253V251H257L259 248H262V247L264 246V243H263V242H261L260 240L258 241V239L255 238L256 240H255V239H253V240H255V241L258 243V245H259V243H260V245L263 243V244L261 245L262 247H261V246L259 247L258 245H256L257 243H256L255 241H253L254 243H256L255 245L253 244V245L255 246V248H258V247H259V248H258L257 250H256V249H255V250H252V249L250 248L249 250L246 251V249L249 248V246H247V245H249L250 243L244 245V243H245L246 241H243V240L240 238V241L242 240V242H241L242 245H241V244H239V242H238V243L235 242L236 239H237L236 241H239L237 236H234V237H233L234 239H233L232 237H227V236H225V237L228 238V239L231 238V239H232V242L234 243V244H232L231 241H230V242L227 241V243H225L226 241H224V239H226V238H224V239L221 238L222 241L219 240V241H221V244H223L222 246H225V247H226L228 243L230 244V245L228 244V246H229L230 248H227L228 246L226 247L227 249H229V250H228L229 252H226V251H225L226 249H225L224 247H222L220 244H217L219 241L215 238L216 241H218V242L215 243L214 246H215L216 244H217L218 246L220 245V246L222 247V249H220V246H219V249H220V250H218L217 247L214 248V249H213V248L210 249V247H208V248L206 247V248L204 249L203 253L205 252L206 249H207L206 251H211V252H208V253L206 252L207 254L204 253V254H205V257H203L204 254L202 255V257H201V255H200V258H201V259H200V260H199V259H198V260L195 259L196 261H194V260H192V259H190V258H193V259H194V258L196 257L197 254H196L195 251H194V254H195V255H194L193 253H188L189 255H190V254H193V255H194L193 257H191L192 255L189 257V256L186 254L188 251L185 250V249H190V248L192 247V248H191V251H193V249L195 248V247H193V246H191V245H190V246H187L188 248H186V245L190 244L189 242H187V240H190V238L187 239L188 237H186ZM27 236H28V235H27ZM27 236H26V239L28 238ZM52 236L50 235V237H49V235H48V240L51 239ZM58 236H57V237H58ZM112 236H113V237H112ZM140 236H142V237H140ZM164 236H165V238H164ZM12 237H13V236H12ZM42 237H43V234H42ZM45 237H46V240H47V235H46ZM57 237H56V240H57ZM86 237H85V242H84V243H88V239H87ZM125 237H124V238H125ZM139 237H140V238H139ZM162 237H163V238H162ZM167 237H169V238H167ZM202 237H204V236H202ZM236 237H237V238H236ZM0 238H2V237H0ZM8 238H5V237H4V239H5L6 241L8 240ZM16 238H17V236H16L15 238H12V239L10 238L9 240H13V241H11L10 243H9V241L6 242L4 239H1L2 242H4V241L6 242V243H3V244H8V246H7V245H3V248H4V246H5V248H4L2 251L5 252V253L3 254V253L1 252L3 255L0 254V264H7V263H8V264H9V263H10V264H13V263H14V259H15V261L19 262V263H14V264H20V263H22V264H24V263H25V264H27V263H28V264H33V263L36 264V263L39 262V260H40V262H39L38 264H41V261H42L44 258L46 259L45 261H47V258L44 256L45 254L42 255L43 257H42V256H41L40 258L38 257L39 260H38L37 258H35L36 256H32L30 253H29L27 256H25V254L27 253L26 251H28V248L30 249V248L33 247V246H32L33 244L31 243L32 241H31V239H30V241H31V242H30V241H28L29 239L26 240L25 238H23L25 242L28 241V243H25L24 241H22L23 239L21 240V239L19 238V236H18V240H17ZM116 238H114V239H116ZM129 238H128V239L126 238V239L128 240L127 242H129V241L131 240V239H129ZM149 238H150V237H149ZM204 238H205V237H204ZM19 239H20L22 242L19 241ZM52 239H53V241L55 240L54 237H53ZM110 239H111V240H110ZM126 239H125V241H126ZM162 239H163V240H162ZM197 239H198V240H197ZM197 239H196V237H195V239H194V243H195L196 240H197V241H200V236H198ZM202 239H203V238H202ZM205 239H206V238H205ZM205 239L202 240V241H203V242H201L202 244L204 243V241H206ZM228 239H227V240H228ZM250 239H251V238H250ZM15 240H16V242H15ZM86 240H87V241H86ZM132 240H131V242H132ZM160 240H159V241H160ZM173 240H172V241H173ZM244 240H245V239H244ZM246 240H248V239H246ZM121 241H123V243L120 242V241H119V243H121L122 245L126 243L124 240H121ZM157 241H158V240H157ZM251 241H252V240H251ZM262 241H263V240H262ZM12 242H13V243L15 242V243L13 244ZM18 242H19V243H23V242L25 243L24 246H23V248L25 249V251H23L22 254H20V255H19V253H18L19 251H18V252H17V253H18V254H17L18 256L12 254V255H14V257H13L14 259L12 258L13 261H12V259H10V257H12V256L8 255V256H9V257H8L9 260H10L11 262H13V263H11V262H9L8 258H7L6 255H5V254H8L9 252L7 253V252L4 251V250H7V249L10 248V247H12V249L15 248V247L18 245ZM64 242H65V243H64ZM106 242L108 243V240H107V239H106ZM163 242H161V243H163ZM178 242L181 243L180 246L178 245V244H179ZM243 242H244V243H243ZM247 242H250V240H248ZM247 242H246V243H247ZM30 243H31L32 245H31ZM34 243H35V242H34ZM90 243H92V242L90 241ZM99 243H100V240H99ZM109 243H110V242H109ZM117 243H118V242H117ZM119 243H118V244H119ZM133 243H131V244H133ZM152 243L154 244V242H152ZM187 243H188V244H187ZM235 243H236V244H235ZM9 244H10L11 246H10ZM12 244H13V245H12ZM15 244H16V245H15ZM79 244L82 245L81 243H79ZM103 244H105V241H104ZM166 244H168V242H166ZM196 244H197L198 246H199V245H200V246L202 245V244H200V242H198V243L196 242ZM205 244H206V242H205ZM238 244H239V245H238ZM84 245L86 246L87 244H84ZM193 245H194V244H193ZM197 245H196V246H197ZM212 245H213V244H212ZM212 245H209V246H212ZM217 245H216V246H217ZM232 245H233V246H232ZM234 245H237V246H239V247L241 246V248H240V249L237 248V249L234 251V253H235L236 251L240 250V252H242V255H244V253H246V252L252 250V251H254V252H253L254 254H253V253L250 254V252H251V251H250V252H248V254H245V256L240 255V257H241V258H240V257H239V253H240L239 251H238L237 253H235V254H234V253H231V252H233V251H231V248H234ZM251 245H252V244H251ZM253 245H252V246H253ZM29 246H31V247H29ZM73 246H74V247H71V248H76L77 245L74 244ZM119 246H120V244H119ZM143 246H144V245H143ZM155 246H156V245H154V248H155ZM165 246H166V245H165ZM165 246H164V247H165ZM178 246H179V247H178ZM198 246H197V247H198ZM206 246H207V245H206ZM214 246H212V247H214ZM243 246H245V247H247V248H244V250H242V247H243ZM252 246H250V247H252ZM257 246H258V247H257ZM7 247H8V248H7ZM18 247H19V248H22V246L20 247V245H18ZM18 247H16V249H17ZM35 247H36V246H35ZM35 247H34V248H35ZM51 247L54 248V249H52ZM81 247H83V246H81ZM81 247H79V245H78L77 248L80 249ZM87 247L90 248L89 246H87ZM137 247H141V246H138V244H137ZM157 247H159V246L157 245ZM168 247H167V248H168ZM202 247H205V246L202 245L200 248H202ZM19 248H18V249H19ZM23 248H22V249H23ZM38 248H39V247H38ZM46 248H47V247H46ZM65 248H66V249H65ZM71 248H70V249H71ZM120 248H122V247L120 246ZM223 248H224V249H223ZM253 248H254V247H253ZM1 249H2V248H1ZM12 249L10 248L9 250H12ZM16 249H15V250H16ZM22 249H21V250H22ZM51 249H52L53 251H52ZM79 249H78V251H79ZM83 249H86V247H85V248L83 247L82 250H83ZM127 249H128V250H127ZM144 249H145V247H144ZM165 249H166V248H164V249H162V250H165ZM209 249H210V250H209ZM216 249H217V250H216ZM263 249H264V248H263ZM15 250H14V251H15ZM72 250H73V249H72ZM72 250H69V251L66 250V253H65L66 256H65V257H60L61 260L58 261V262H56L58 259H56V261H55V259L53 258V262H56L55 264H87V263L85 262V260H86V259H85V256H86V258H87V260H88V261H87L88 264H90V263L92 264L93 261H94L93 264H96V262H95V261H96V260H95L96 257H94V258H95V259H94L93 256L91 255V253H90L89 251L85 250V252H86V251L89 252L88 254L91 255L92 257H88V256H89L88 254L86 255L85 253H83L84 250H83V251L81 250V252H79V253H81L82 255L85 254V255L82 256V257L80 256L81 254L75 253V252H73L74 250H73V251H72ZM168 250H170V248H168ZM215 250H216V251H215ZM221 250H222V251H225V252H224V253H221V252L218 253V252L221 251ZM241 250H242V251H241ZM261 250H262V249H261ZM14 251H12V253H13ZM16 251H17V250H16ZM50 251H51L52 253H51ZM75 251H77V249H75ZM122 251H121V252H122ZM182 251H183V252H186V251H187V252L185 253V255L188 256L189 259H188V258H184L185 255H182ZM213 251H214V252H213ZM217 251H218V252H217ZM46 252H44V253H46ZM87 252H86V253H87ZM197 252H198V251H197ZM212 252H213V255H211ZM215 252H216V253H215ZM180 253H181V254H180ZM201 253H202V251H201ZM227 253L230 254V257H231V255L233 254V258H234V260H233L232 258L227 257ZM9 254H10V253H9ZM56 254H54V255H55L56 258H58L59 255L57 254L58 256H56ZM172 254H173V252H172ZM183 254H184V253H183ZM198 254H200V252H198ZM220 254H221L222 256H223L224 254H225V255L222 257ZM229 254H228V255H229ZM249 254H250V255H249ZM22 255H24V256H23V258L21 259L20 257H21ZM54 255H53V256H54ZM133 255H135V256H137V257H135V256L133 257ZM234 255H235V256L237 255V256L235 257ZM247 255H248V256H247ZM260 255H261V257H262V254H259V256H256V257H257V258H256L257 260H258V259H261ZM28 256H30V257H28ZM122 256H123V255H122ZM172 256H173V255H172ZM198 256H199V255H197V257H198ZM25 257H26V258H25ZM32 257H34L35 259H37L38 262H36V260H35L34 262L32 261L33 263H32L31 261H30V263H29L28 260H31ZM138 257H139L140 259H139ZM149 257H150V258H149ZM197 257H196V258H197ZM211 257H210L209 261L211 260V261L213 262V260L211 259ZM226 257H227V258H226ZM243 257H244V258L246 257V259H244ZM263 257H264V256H263ZM263 257H262V258H263ZM18 258H19V259H18ZM24 258H25V259H24ZM27 258H28V260H27ZM42 258H43V259H42ZM90 258H91V259L93 258V259H92L93 261H91ZM108 258H109V260H108ZM122 258H124V259H122ZM128 258H127V259H128ZM177 258H178V259H177ZM198 258H199V257H198ZM222 258H223V260L220 261ZM224 258H225V259H224ZM236 258H237V259H236ZM238 258H240V259H238ZM242 258H243L244 260H243ZM254 258L248 259L249 262L252 261V259H253V260H256V259H254ZM17 259H18V260H17ZM32 259H33V258H32ZM110 259H111V260H110ZM138 259H139V260H138ZM180 259H181V260H180ZM226 259H227V260H226ZM231 259H232L233 261H231ZM20 260H23V261L21 262ZM24 260H26L27 262H24ZM153 260H154V258H153ZM201 260H203V262H204V261H205V262L203 263ZM224 260H226V262H225ZM237 260H240V262H238ZM43 261H44V260H43ZM43 261H42V263L45 264L46 262H45V261L43 262ZM49 261L52 263V260H49ZM49 261H48L47 263H49ZM89 261H90V262H89ZM97 261H100V259H97ZM115 261H117V262H115ZM128 261H129V262H128ZM132 261H133V260H132ZM200 261H201V262H200ZM234 261H235V262H234ZM47 263H46V264H47ZM209 263H210V262H209ZM228 263H227V264H228ZM245 263H246V262H244V264H245ZM247 263H248V261H247ZM52 264H53V263H52ZM211 264H214V262L211 263Z\"/></svg>", "mask_w": 264, "mask_h": 264}]
</instances>
